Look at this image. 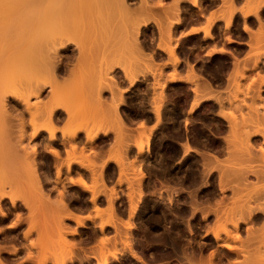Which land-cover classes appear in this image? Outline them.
Listing matches in <instances>:
<instances>
[{"label": "bare ground", "instance_id": "bare-ground-1", "mask_svg": "<svg viewBox=\"0 0 264 264\" xmlns=\"http://www.w3.org/2000/svg\"><path fill=\"white\" fill-rule=\"evenodd\" d=\"M133 1V0H132ZM132 1H130V2H132ZM136 2H138L137 0H135ZM149 1V0H148ZM152 1V0H151ZM150 1V2H151ZM173 1H176V0H173ZM179 1V0H178ZM177 1V2H178ZM184 1V0H183ZM187 0H185V2H186ZM191 3H189V6H190V4H191V6L192 7H194V9H199V5H201L200 4V1L201 0H189ZM216 1L217 0H215V2H214V0H210V5H212L211 4V2H213V3H216ZM219 1V0H218ZM222 2H223V0H221ZM237 2H238V0H236ZM244 1V0H243ZM242 0H241V2H243ZM246 1V0H245ZM245 1L243 2L244 3V5L243 4H241V6H240V2L239 3H237V4H239V7H241V8H236L237 7V5L235 4V0H228V3H230V4H228V6H227V11L225 10H223L224 8H226V7H223L222 5V7L221 8H219L220 6H217L216 5V8H218V10L219 11H217V12H219V13H217V14H215L214 12L213 13H209V15H208V12H205V10L203 11L204 13H206L207 14V16H206V14L205 15H203V14H201L203 17L204 16H206L207 18H208V20L211 18V17H217L216 19H218L219 20V18L218 17H221V19L224 21V20H226L227 19V16H228V20H227V22L225 23H222L220 20V22L222 23V24H225V26H224V28H226V30L228 29V26H229V24H230V19H231V16L233 15V17H234V13H235V11H236V13L235 14H237L238 12H240L239 14H240V18L242 19V25H241V28H242V31L243 30H246L247 31V36L249 37V39L247 38V42H248V48H249V50H250V53H248V51L249 50H247V52L246 53H248L249 55H250V57H249V55L248 54H246V56H248V57H246V56H244V57H246V59L248 58V61H249V59H250V63H251V61H252V63L250 64V66H252V67H250L251 69L250 70H252L253 71V69H254V75H252L253 77V80L251 81V82H254V80L256 79H254V76H256V73H257V70H258V73H259V71H260V64H261V66H263L264 67V0H248V1H246V3H245ZM129 1H127V0H0V222H5V220L9 217L10 219H12L10 216L12 215L13 216V214H14V221L11 223V225H8V227H7V225H5L6 226V228H8V231H10V232H12L13 234H11L10 232V234L12 235V239L14 240V246L12 245V244H9V241L8 240H6V242H7V244L8 245H12V246H8L7 244H5V241H4V244L3 243H0V264H7V263H4V262H6V261H4V260H6V259H8L9 261L10 260H12L13 261V259L16 257V259H17V256L19 257V259H20V257H21V255H22V253H21V255L19 254L20 253V251L22 250V248L23 249H27V251L29 252V253H31V254H33V251L34 250H31V248L32 249H34V248H36V247H34V246H37V245H35L36 244V241H37V243H38V240H41V242H43V245L44 246H46V248H48V249H51L50 250V252H49V256H48V258L49 257H53V258H49L48 260H47V255H44L43 253V251H42V244L39 242V244H41L40 245V247H38L37 246V249H38V252H40L39 250H40V248H41V251H42V253H41V256H42V254H43V256H44V258L42 257H40V260L42 261H40L37 257H39L40 255L38 254L37 256L36 255H34L33 254V256H35V257H33L34 259L35 258H37L38 260H39V262L37 263L36 261V263H33V264H43L44 262L43 261H53V262H51V264H83V263H89L90 264V262L89 261H91V258H90V253H89V251H90V249L88 248V243H91V241H92V243L93 242H95L96 240H97V243H104L105 244V242H107V240L109 241L111 238H112V236L110 235L109 237H110V239H106L107 237H108V235H107V233L104 235L103 233H102V231H103V229H104V231H105V229L107 230L108 229V227H109V232L111 231V230H113L114 232L116 231V229L118 230V229H120V226L121 225H123V223H124V225H123V227L121 226V229L122 230H118L119 232V234H121L120 236L122 237V238H120V236H119V234L118 233H114V236H115V234H118V237H117V240H118V246L120 245V248L122 247L123 249H122V251L123 252H125L126 250L127 251H129L131 254L130 255H128V254H126V252H125V254L124 253H122L121 252V250H119V255L121 254V256H118L117 255V258H121V257H123V256H126L125 258H126V260H128L127 259V257H129V256H133L134 255V253H135V248H133L132 246H134L133 245V243L131 242V240L133 239H136L135 237L134 238H132V237H130V239L131 240H128V237H126V236H130L129 234H127V233H125V235L123 236V232H126V231H124L125 229L127 230V228H128V232H129V228H131L130 226H132V225H130V223H133V220H132V222H129V217L130 218H132L131 216H132V212H135L136 211V213H137V210L135 209V211H133V208H134V206L137 204H139V202H141V201H135L134 199H133V197H136V199H138L139 197L138 196H140V198H142V196H141V192L143 191V187L142 188H140L139 186H141L140 185V181H139V183L137 182L139 179L138 178H141L140 180L142 181V177L143 176H145L146 174H144L142 171L144 170H146V172L147 171H149V170H147V169H149L150 168V163H148L147 165H148V167L149 168H147V169H145L144 167L146 166H144L143 165V170H140V166H142V163L140 164V161H138V160H140L141 159V157H140V159H138V157H137V160L135 159V164L132 162V160H134V156L132 157V160L131 159H128L129 160V162H128V160L127 161H125L124 163H126L127 162V165H123L122 164V161H124V158L125 159H127L128 158V156L129 155H135L133 152L135 151V148L134 149H132V151H130V150H128L129 148H127L128 147V145L127 146H125L126 148H127V152L129 153V151L131 152V153H133V154H127L126 156H127V158L126 157H120V155H119V153H121L122 155L121 156H125V151H126V148H125V151H124V148H122V147H124V146H122V144L123 145H126L125 143H123V141L124 140H126V138H124L123 136H121V135H124V133H126V134H128V133H130L129 131H131L130 130V128H128L129 130H127L126 129V124L128 125V127H129V125H131L130 124V122L129 123H127L126 121L127 120H132L133 121V119H134V117H135V114L133 113L132 115H134V117H130L129 115H128V113H126V114H122L121 112H120V110H118L117 109V105H118V103H120V105L121 104H123V102H125V100H124V97L123 96H125V94H123L122 93V91H124V88L123 87H121L120 86V84H119V82H118V84L117 85H119V87L118 88H115L116 86L115 85H113V86H110V84L112 83H110V82H107V81H109V79H112L113 81L115 80V81H118L119 79L118 78H116V75L114 76V75H111L112 73H117V74H120V72L124 75V77H125V80H129L127 83H128V86L129 85H131L132 86V88H134V86H135V84L137 85V81H136V83H134L135 82V76L134 75H132V73L134 74V72H131V71H136V69H137V71L139 70V73H140V70L142 71V64L143 63H147V62H149V60H146L145 59V61H147V62H144V59L143 58H141V55H140V57L139 58H141V59H139L140 61H142L143 60V63L142 64H140L139 63V61H138V59H137V57L139 56V53L140 54H142L141 52H143V54L142 55H144V50H142L141 51V49H139L138 47H140V46H138V44L139 45H141L137 40H141V38L142 39H144L145 40V37H147L145 34H144V30L142 29V28H138L139 27V24H140V21H141V24L144 26L145 24H144V20H148L147 18L149 17V15L148 14H150L151 12H152V10L149 12L148 10H150V7H152V5H154V3H155V1H152L153 2V4L150 6L149 4H148V8H147V3H149V2H147L146 0H141L138 4H136L137 6H139L138 7V9L136 8L137 6H135L133 9H131V7L129 8V10L131 9V11L130 12H128L129 10H128V8H127V4L129 5V3H130ZM134 2V1H133ZM132 2V3H133ZM143 4H142V3ZM156 2H162L161 0L160 1H156ZM177 2H173V4H175V5H173L172 4V7L171 6H167V8L166 9H168V12L166 11V9H165V12L164 13H168L167 15H169V16H171V18L172 19H174L175 18V16L178 18L176 21H175V19H174V22H175V25H179V24H183V22L185 23V21H184V19H185V17L183 16L184 14H182L183 12V10L180 12L181 14H180V16H179V14H175V13H178L179 12V7L178 6H176L177 5ZM188 2V1H187ZM204 2H205V4L207 3L206 2V0L205 1H203V4H204ZM221 2V3H222ZM131 3V5H133ZM135 3V2H134ZM141 3V4H140ZM159 3H155V4H159ZM184 3V2H183ZM186 4V3H185ZM204 4V5H205ZM245 4H246V7L245 8H243L242 6H245ZM135 5V4H134ZM207 5H209V4H207ZM215 5V4H214ZM235 5H236V7H235ZM146 6V8H143V7H145ZM156 6V5H155ZM160 6H162L161 5V3H160ZM188 5H186L185 7H186V9H187V7H189ZM226 6V5H225ZM230 6V7H229ZM133 7V6H132ZM162 7H164V6H162ZM175 7V8H174ZM177 7H178V9H177ZM195 7H197V8H195ZM202 6H200V8H201ZM204 7V6H203ZM202 7V8H203ZM141 8H143L144 10H141V13L140 12H138V11H140V9ZM159 8V7H158ZM173 8V9H172ZM201 8V9H202ZM216 8H214L213 10H215ZM152 9V8H151ZM155 9H156V7H155ZM163 8H161V10H162ZM174 9H175V13H174ZM189 9V8H188ZM187 9V10H188ZM191 9V8H190ZM193 9V8H192ZM193 9V10H194ZM205 9H206V6H205ZM128 10V11H127ZM132 10H134V12H132ZM154 10V9H153ZM161 10H160V12H161ZM172 11V13H171V11ZM176 10H178V12H176ZM196 10H194V11H196ZM200 10V9H199ZM198 10V11H199ZM203 10V9H202ZM220 10H223V11H221L220 12ZM137 11V12H136ZM142 11H145V12H142ZM148 11V12H147ZM170 11V12H169ZM189 11H191L192 13L194 12V11H192V10H189ZM197 11V13H199L200 14V12H198ZM238 11V12H237ZM163 12V11H162ZM131 14V15H134V18H132L131 16H130V18L128 19L127 17H125L127 14ZM136 13V14H135ZM140 13V14H139ZM145 14V16H144V14ZM157 13V12H156ZM186 13V12H185ZM191 13V14H192ZM226 13V14H225ZM152 14H153V12H152ZM162 14V13H161ZM160 14V15H161ZM172 14V15H171ZM190 13H188L187 12V14H185V15H188V16H186V17H189V16H192V17H194V13L191 15H189ZM196 14V13H195ZM215 14V16H213V15ZM225 17H222V15ZM225 14V15H224ZM239 14H237V16L239 15ZM146 15H148V17L146 16ZM155 14H153V16H154ZM175 15V16H174ZM178 15V16H177ZM217 15H221V16H217ZM128 16V15H127ZM150 16H151V18H153V16L150 14ZM197 16V14L195 15V17ZM210 18H209V17ZM136 17V18H135ZM139 17V18H138ZM154 17H156V16H154ZM191 17V19H195V18H192ZM201 17V16H200ZM200 17H197L198 18V21L200 20L199 18ZM236 17V16H235ZM132 18V19H131ZM150 18V19H151ZM169 18L170 17H168V21L169 22H171V20H169ZM224 18V19H223ZM237 18V17H236ZM126 19V20H125ZM135 19V20H134ZM144 19V20H143ZM157 19H159V17L157 18ZM160 19H163L162 17L160 18ZM167 19V17L163 20V21H165ZM187 19V18H186ZM189 20H190V17L188 18ZM186 20V23H189V20ZM201 19H203V18H201ZM239 19V18H238ZM241 19H239V20H241ZM129 20V21H128ZM130 20H132V21H130ZM134 20V21H133ZM140 20V21H139ZM152 20V19H151ZM153 20H155V18H153ZM195 20H197V19H195ZM205 19H203L202 21H204ZM236 20V19H235ZM238 20V22H240ZM127 21L129 22L128 24H127ZM139 21V22H138ZM144 21V22H143ZM158 21V24H160L161 22L159 21V20H156V22ZM167 21V20H166ZM166 21H165V23H166ZM193 21V20H192ZM207 21V20H206ZM205 21V22H206ZM213 21H214V19L212 18V20L210 19V21H207V22H209V25H208V23L206 24L205 22V24L208 26H206L205 28H203L204 26H202L201 27V25H199V29H201L202 30V34H204L203 36L206 38H210V36L212 37V35H211V33H209L208 31V28L210 27V25L213 23ZM237 21V20H236ZM131 22V23H130ZM134 22V23H133ZM154 22V21H153ZM160 22V23H159ZM169 22H167V24H163V25H165V27L164 26H160V25H158V28H160V27H163L164 28V33L167 31L168 32V34H169V26H171L170 24L171 23H173V21L170 23V24H168ZM196 22V21H195ZM194 22V23H195ZM200 23H201V21H199ZM212 22V23H211ZM125 23L128 25L127 27H125L126 25H125ZM133 23V24H132ZM146 23V22H145ZM155 23V22H154ZM163 23V22H162ZM193 23V24H194ZM204 23H203V25H204ZM236 23V22H235ZM199 24V23H198ZM234 24V23H233ZM255 24H256V26H258L257 28H256V26H255ZM123 25H125V26H123ZM129 25H132V26H129ZM138 26V27H136V26ZM175 25H173V26H175ZM185 25V24H184ZM216 25V24H215ZM218 25V24H217ZM166 26H168V27H166ZM180 26V25H179ZM183 26V25H182ZM187 26V25H186ZM192 26V25H191ZM196 26V25H195ZM195 26H192V28L194 29V27ZM219 26V25H218ZM255 26V27H254ZM145 27V26H144ZM143 27V28H144ZM190 27V26H189ZM188 27V29H187V31L191 28H189ZM233 27V26H232ZM239 27V26H238ZM127 28H128V30H129V35H128V33L126 32L127 31ZM129 28H134V29H129ZM146 28V27H145ZM186 28V27H185ZM196 28V27H195ZM219 28V27H218ZM223 28V27H222ZM223 28V29H224ZM254 28H256V30H254ZM124 29H126V30H124ZM180 29V28H179ZM178 29V30H179ZM184 29V28H183ZM182 29V30H183ZM193 29H190V31L192 30V32H193ZM209 29H211V28H209ZM230 29V28H229ZM229 29L227 30V33H229L228 31H229ZM236 29V28H235ZM175 30V29H174ZM181 30V29H180ZM185 30V29H184ZM183 30V31H184ZM195 31H196V29H194ZM205 32H204V31ZM213 30V29H212ZM219 30H220V28H219ZM218 30V31H219ZM231 30V29H230ZM158 31V30H157ZM186 31V30H185ZM190 31H188L187 33H189ZM245 31V32H246ZM125 32L127 33V34H125ZM132 34H131V33ZM163 31H159V33H162ZM167 32H166V36L165 37H168L166 40L168 41V43L169 44H167V45H165V43H163V44H161L160 45V43H162L163 41H161L160 43L158 42V43H156V46H157V48L158 47H160L159 49H161V50H163V51H165V53L166 54H168L167 55V57L169 56L170 57V59H168L167 57H166V59L169 61L170 60V62H168V64H170V66H172V65H175V64H177V63H179L180 61H179V59H178V56H176V53H174V45H172V44H175L176 42L174 41L175 39L177 40V38H173V41H174V43H171L170 44V40L169 39H172L171 37H170V35L171 36H175V35H172V34H167ZM171 32H174V31H171L170 30V33ZM179 32V31H178ZM215 32V31H214ZM244 32V33H245ZM184 33V32H183ZM183 33H182V35H183ZM186 33V34H187ZM199 33V32H198ZM201 33V32H200ZM199 33V34H200ZM223 33V32H222ZM234 33V32H233ZM148 34V33H147ZM185 34V33H184ZM195 34V33H194ZM201 34V35H202ZM215 34V33H214ZM224 34V33H223ZM239 34V33H238ZM249 34V35H248ZM143 35H145V37L143 36ZM158 35H161V34H158ZM191 35V34H190ZM196 35V34H195ZM234 35H236V34H234ZM143 36V37H142ZM164 35H162V37H163ZM202 36V37H203ZM233 36V35H232ZM240 36V35H239ZM246 36V37H247ZM192 37V36H191ZM215 37V36H214ZM223 37H226V38H229L230 36H226V34H225V36H223L222 35V38ZM245 37V38H246ZM126 38H128L127 40H126ZM131 40H130V39ZM183 38V37H182ZM199 38V37H198ZM221 38V39H222ZM226 38H224V39H226ZM241 38V37H240ZM244 38V39H245ZM160 38H158V41H160L159 40ZM179 39V38H178ZM184 39V38H183ZM193 39V38H192ZM191 39V40H192ZM200 39V38H199ZM202 39H204V38H202ZM185 40V39H184ZM190 40V41H191ZM195 40V39H194ZM198 40V39H197ZM201 40V39H200ZM206 40V39H205ZM217 40H218V38H217ZM217 40H214V41H217ZM230 40V39H229ZM242 40V39H241ZM123 41V42H122ZM129 41V42H128ZM131 41V42H130ZM166 41V42H167ZM170 41V42H169ZM172 41V42H173ZM180 41V40H179ZM196 41V40H195ZM199 41V40H198ZM219 41H221V40H219ZM226 41L228 42V40L226 39ZM231 41H232V39H231ZM239 41V40H238ZM141 42V41H140ZM143 42V41H142ZM141 42V43H142ZM213 42V41H212ZM246 42V43H247ZM179 43V42H178ZM193 43H194V41H193ZM201 42H199V44H200ZM215 43V42H214ZM222 43V42H221ZM225 43V42H224ZM223 43V44H224ZM126 44V45H125ZM144 44V45H143ZM143 44L141 45V46H144V47H146L145 46V43L143 42ZM158 44V45H157ZM180 44H181V42H180ZM180 44H176L177 46H179ZM190 44H191V42H190ZM199 44H198V46H199ZM194 45L196 46L197 45V42H196V44L194 43ZM225 45V44H224ZM227 45V44H226ZM259 45H260V47H259ZM127 46V47H126ZM156 46H154V47H156ZM183 46V45H182ZM187 46V45H186ZM185 46V47H186ZM197 46V47H198ZM200 46H202V45H200ZM213 46V45H212ZM214 46H217V45H214ZM220 47H218L217 49H208V48H205V49H208L209 50V54L212 52V50H218V49H221L222 51H223V49H222V46L221 45H219ZM126 47V48H125ZM129 47H130V49H129ZM135 47V48H134ZM189 47V46H188ZM191 47H192V45H191ZM194 47V46H193ZM205 47V46H204ZM141 48V47H140ZM143 48V47H142ZM148 48H149V46H148ZM152 48H153V46H152ZM177 48V47H176ZM184 48V47H183ZM194 48H196V47H194ZM215 48V47H214ZM226 48V47H225ZM257 48H259L258 50H257ZM128 49V53L129 54H126L127 53V51H126V56L123 54L124 52H125V50H127ZM132 49V50H131ZM144 49V48H143ZM177 49H179V47L177 48ZM197 49H199V47L197 48ZM242 49V48H241ZM247 49V48H246ZM261 49V50H260ZM137 50V51H136ZM141 52H140V51ZM157 50V49H156ZM182 50V49H181ZM181 50H180V52H181ZM194 50V49H193ZM200 50V49H199ZM238 50H239V48H238ZM237 50V51H238ZM261 51L260 53H261V56L260 55H258L259 54V52L258 51ZM135 51H136V53L138 54H136L135 56H134V54H135ZM188 51V50H187ZM220 51V50H219ZM228 51V50H227ZM227 51H225V53L227 52ZM230 51V50H229ZM228 51V52H229ZM233 51V50H232ZM241 51V50H240ZM139 52V53H138ZM149 52V51H148ZM153 52V51H152ZM157 52H159V51H157ZM175 52H177V51H175ZM196 52H198V51H196ZM205 53H208L207 52V50L206 51H204ZM239 52V51H238ZM245 52V51H244ZM243 52V53H244ZM251 52H252V55H251ZM154 53V52H153ZM177 53H179V52H177ZM220 53V52H219ZM223 53V52H222ZM155 54V53H154ZM157 54V53H156ZM155 54V55H156ZM158 54H160V53H158ZM163 54V53H162ZM187 54V53H186ZM186 54H184L185 56H186ZM200 54V53H199ZM199 54H198V56H199ZM203 54V53H202ZM226 54H228V53H226ZM231 54V53H230ZM234 54V53H233ZM123 55H124V58H122L123 57ZM148 55V54H147ZM192 55V54H191ZM195 55H196V53H195ZM207 55V54H206ZM229 55V54H228ZM232 55V54H231ZM237 55V54H236ZM245 55V54H244ZM137 56V57H136ZM149 56V55H148ZM182 56V55H181ZM197 56V57H198ZM202 56V55H201ZM209 56V55H208ZM223 56V55H222ZM225 56V55H224ZM233 56V55H232ZM238 56V55H237ZM252 56V57H251ZM259 56V57H258ZM147 57V56H146ZM190 57V56H189ZM191 57H195V56H191ZM200 57V56H199ZM198 57V58H199ZM219 57V56H218ZM228 57H230V55L228 56ZM145 58V57H144ZM215 58H216V56H215ZM225 58V57H224ZM231 58V57H230ZM233 58V57H232ZM149 59V58H148ZM150 59H152V57H150ZM158 59V58H157ZM165 59V61H167ZM186 59V58H185ZM184 59V60H185ZM196 59V58H195ZM194 59V60H195ZM200 59H202V58H200ZM219 59V58H218ZM235 59H236V57H235ZM235 59H234V63H235ZM238 59V58H237ZM246 59H244L243 58V60H246ZM74 60V61H73ZM75 60H77L79 63H80V65H78L77 63L76 64H74L75 62H77V61H75ZM153 60V59H152ZM152 60H150V61H152ZM181 60V59H180ZM187 60V59H186ZM185 60V61H186ZM190 60V59H189ZM193 60V59H192ZM193 60V61H194ZM197 60V59H196ZM209 60H210V58H209ZM220 60V59H219ZM222 60H224V59H222ZM240 60V59H239ZM71 61H73L74 63H72ZM155 60H153V62H154ZM183 61V60H182ZM217 61V60H216ZM227 61V60H226ZM247 61V62H248ZM187 62V61H186ZM190 62V61H189ZM201 62H202V60H201ZM222 62V61H221ZM221 62H219V63H221ZM238 61H236V63H237ZM81 63H83V64H81ZM149 63H152V62H149ZM167 63V62H166ZM165 63V64H166ZM193 63V62H192ZM205 63V62H204ZM214 63H216V62H214ZM218 63V62H217ZM224 63V62H223ZM230 63V62H229ZM228 63V64H229ZM232 63V62H231ZM230 63V64H231ZM235 63V64H236ZM240 64H241V62H239ZM238 63V64H239ZM244 63H245V61H244ZM148 64V63H147ZM153 64V63H152ZM159 64V63H158ZM172 64V65H171ZM72 65V66H71ZM73 65H76L74 68L76 69L77 68V70H75L76 72H73ZM140 65H141V69H140ZM149 65V64H148ZM148 65H146V64H144V68L143 69H146L147 67H148ZM155 65H156V63H155ZM154 65V66H155ZM160 65V64H159ZM167 65V64H166ZM181 65V64H180ZM200 65V64H199ZM212 65V64H211ZM219 65V64H218ZM223 65V64H222ZM222 65L220 66V67H222ZM237 65V64H236ZM77 66H79V67H77ZM147 66V67H146ZM153 66V67H154ZM168 66V65H167ZM186 66H187V68H189L188 69V73H191V71L189 72V70H191L193 67L191 66V64H190V66L189 65H187L186 64ZM186 66H184V68L186 67ZM198 66V65H197ZM201 66V65H200ZM224 66V65H223ZM229 66V65H228ZM239 66V65H238ZM146 67V68H145ZM173 67V66H172ZM178 67H180V66H178ZM176 68L175 66H174V68H176L177 69V71L179 70L180 71V69H181V67L180 68ZM192 67V68H191ZM207 67H209V66H207ZM219 67V66H218ZM227 67V66H226ZM231 67V66H230ZM233 67V66H232ZM231 67V68H232ZM149 68V67H148ZM147 68V70H149ZM164 68V67H163ZM162 68V69H163ZM183 68V67H182ZM210 68H211V66H210ZM213 68V67H212ZM211 68V69H212ZM229 68V67H228ZM227 68V72H228V69ZM238 68V67H237ZM236 67H235V70L237 69ZM253 68V69H252ZM258 68H260V69H258ZM151 69V68H150ZM158 69V68H157ZM159 69H161V68H159ZM173 69V68H172ZM196 69V68H195ZM233 69V68H232ZM264 69V68H263ZM263 69H261V70H263ZM183 70V69H182ZM181 70V71H182ZM214 70H216V67H215V69ZM218 70V69H217ZM222 70V69H221ZM224 70V69H223ZM231 70V69H230ZM247 70H249V69H247ZM146 71V70H145ZM150 71V70H149ZM148 71V72H149ZM170 71H171V69H170ZM172 71H174L173 73L171 72V74H170V77H163L164 79L161 81V77L164 75V74H160V72L157 74L158 76H156L157 77V79L160 77L161 79H160V81L161 82H159L158 83V85H159V87H157L158 85H157V79L155 80L156 81V84L155 85H153L154 87H155V89H160V91L157 89V90H155V89H153V88H151V89H153V90H155V93H157V94H152V92H149V91H147V89L146 88H148V87H146L145 89H143V91L145 90V91H147L148 93H150V96H148L149 97V101L151 102H148V99H147V102H148V104H151L150 106H146V107H150V109H149V115L146 117V116H144V115H146V113L145 114H143V119H144V117H146L145 119H148V121L150 120H152V119H154V120H152V121H154L152 124L154 125V124H159V126H157V127H161V126H164L165 127V129L166 128H168L169 130H164V129H162V128H160V129H162V130H164V131H160V130H158L157 128V130L155 131V130H153L154 132H156V134L157 133H159V131H160V133H164L163 135L165 136V139H164V141L166 142V145L164 144V147L166 146V147H168V154L169 155H167V156H165V157H167L168 158V156H169V158H171V159H176V157H175V155H177V160L175 161V163H173V162H171V163H169V164H171V165H169V166H171V168H172V166L174 167L175 165L174 164H176V165H180V169L181 168H187V164H188V168H189V170L190 169H192L193 168V170L194 171H197V169L196 168H199V173H200V168L201 169H203L205 172H203V170H201L202 172L201 173H204V175L205 174H207V172H206V170L207 169H209L210 170V168L212 167V170H214L213 169V166H215L216 168H219L218 170H220V172L222 173H219L220 174V176L218 175L217 177H218V181H222L223 179H224V177H226V179H224V181L226 180L227 181V177H229L230 178V183H231V186H230V184L228 185V183L226 184L224 181H222L221 183L220 182H217V183H219V184H221V185H219V184H217L216 186H217V188L219 187L220 188V190H217L219 193L220 192H222L223 191V189H225L224 188V185H228L227 186V188L229 187L230 188V193L229 194H231V195H228L229 197L231 196V198L228 200V198H226V201L228 200V202H223L222 201V199H221V201L223 202V203H225L224 205H222L223 203L221 202H219V204L220 205H222V207L224 208V209H222V211L223 212H227V216L229 215V217H228V219L226 220V218H225V223L223 222L224 220H222V219H224L223 218V216L222 215H220V216H218V215H216L217 213H220L219 211H217V210H219V208L217 207V206H220V205H215L216 206V210L213 208V209H211V207H213L214 205H212V204H218V202H214V201H216V200H220V198L221 197H219V196H217V198H214V194H216V192H215V189L213 190V189H211L210 191H209V189H207L209 192H212V191H214L213 193L214 194H210L209 192V194L210 195H213L212 197L214 198L213 200L214 201H212L211 203V205L212 206H210V204H209V201L207 202V199H205V198H207V197H203L202 195V197L204 198V199H202L201 197H198V199L199 198H201L202 200H204V201H206L207 203H205V202H203L202 201V203H204L203 204V208H204V205L206 206V204L207 205H209V207L207 206V208H206V210H214V212H216V214L214 215V212H212L211 210L209 211V213L210 212H212L213 213V220L211 219V217H209L211 220H212V222L213 221H215L218 217L219 218H221L222 217V222H219L220 221V219H219V221L217 222L218 224H216V227H214L213 229H211L212 228V225L214 224H212V222H211V220L210 219H208V221H209V223H210V225L211 226H209V225H207L206 226V224L204 225V226H206V228H208V227H210V228H208V229H204V227L202 228V230L204 229L205 230V234H206V232L207 233H209V231L211 230V236H212V238H213V241H212V238H209V241L210 242H212L211 244H213L215 247H214V249H210L211 251H209V253H207L208 255H206V257L205 256H203L202 254H204L203 252H202V257L201 256H199V257H197V255H199V254H197L196 255V253H195V255L193 254V252L195 251L196 252V249L194 248V249H191L190 251L188 250L187 252H190L191 253V251H193L192 252V254L194 255V257H192L191 256V254L190 253H187L188 255L187 256H189L192 260H193V262H196V260H197V262H199L200 260H198V259H201V261H200V264H264V103H263V100L264 99H261V98H264L263 96V94H261V96L258 94L259 92H260V90L259 89H261L262 91L264 90V74H263V76L260 74V78L258 79L257 78V81L259 80H262V81H260L261 82V87H260V84H259V87L257 86V81H255L254 83H255V85L253 84L252 86H253V89L255 88H257L256 90L257 91H253L252 89V91H251V95H250V99H252L253 98V100H251L250 101V103H246V104H249V106L251 107V109L252 110H254V111H250L251 109L250 108H248V106L247 105H245V103L244 102H242V103H244V104H242V103H240V101L242 100V101H244V99H246V98H242V99H240L239 100V95H236V94H238V90H240V88L238 89V86H239V84L238 83H240V82H238L237 84H236V86H237V89L235 88V91H234V93H232L231 95H233V96H237V97H234L233 98V96H231V98H227V93H228V91H227V95H226V98L229 100V99H231V100H227L226 98H225V101H224V99H223V97H225V95L222 97V96H220V95H222V93L220 92V95H218L217 97L218 98H216V95L217 94H219V91H215L216 93H214V91H212V89L213 90H216L217 88H212V87H214V86H212V85H209V87L210 86H212L211 87V90H210V88L208 87V86H205V88L203 87V83H206L205 81H204V77L202 76V74H200V76L199 77H201V81H203V83L200 81V79H196V78H198V75L199 74H197V73H194L196 70H194L193 71V69H192V73L196 76V78H195V76L193 75V74H191V76L193 75V78L190 76V75H188L187 74V72H183L184 74V76H186L185 78H186V81H187V79L188 78H192V81L190 80V79H188V83H190L189 82V80L193 83H197L198 82V80L200 81V83H198V85L196 84V86H194V87H199V85L201 84V87H203V88H200L201 89V91H199L198 89L199 88H196V89H194V87H192V84H191V89H194V92H190L191 94L193 93H195L193 96L191 95V94H189L188 92V94H189V98H191V96H192V101H191V103L187 106L188 107V109H187V107H186V104H187V102L189 103V99L187 98V94H186V86H188L189 87V84H187V82H186V84L187 85H184V83H183V87L185 86V96L183 97L182 95L184 94H182V92L184 91L183 89H181V90H179L180 91V94H175V93H177L176 91H177V89H176V91H172L173 93H172V95L170 96L169 94V92H167L166 94V96H168L167 98H165V93H164V91H163V89H162V87H164V81L165 82H173V81H176V80H178V81H180V79H184V77H182V73L180 74V72H179V74H178V72H175V70H172ZM186 71V70H185ZM205 71V70H204ZM207 71V70H206ZM205 71V72H206ZM237 71V70H236ZM119 72V73H118ZM147 72V71H146ZM208 72V71H207ZM214 72V71H213ZM232 72V71H231ZM264 72V71H263ZM70 74V73H73V74H71V75H73L74 77H72L71 79H69V81L66 79L65 80V78H64V76H66L67 74ZM150 73H152V72H150ZM203 73V72H202ZM224 73H226V72H224ZM223 73V74H224ZM229 73V72H228ZM235 73V72H234ZM233 73V74H234ZM241 73V72H240ZM244 73V72H243ZM243 73H241L242 75V77L244 76L243 75ZM257 73V76L259 77V74ZM64 74H66V75H64ZM137 74V73H136ZM62 75H63V77H62ZM71 75H68L67 77H71ZM152 75V74H151ZM160 75H162V76H160ZM188 75V76H187ZM209 75V74H208ZM221 75V74H220ZM236 75V74H235ZM238 75V74H237ZM240 75V74H239ZM249 75V74H248ZM59 76H61L65 81V83L64 82H62L63 81V79H62V81L60 80V78H59ZM122 76V75H121ZM154 76V75H153ZM190 76V77H189ZM205 76V75H204ZM218 76V75H217ZM69 77V78H70ZM118 77V76H117ZM155 77V76H154ZM153 77V78H154ZM182 77V78H181ZM188 77V78H187ZM202 77H203V79H202ZM229 77V76H228ZM228 77H226V78H228ZM235 77L236 76H233V75H231L230 77H229V81H226L227 83H231L232 84V82L234 81H238V79L239 78H237V80H235ZM239 77V76H238ZM241 77V78H242ZM250 77V76H249ZM58 78H59V80L60 81H58ZM109 78V79H108ZM165 78H166V80H167V78H169L168 79V81H166L165 80ZM213 78V77H212ZM231 78H233L232 80L233 81H231ZM240 78V79H241ZM247 78V77H246ZM108 79V80H107ZM124 79V78H123ZM196 80V82H195V80ZM224 79V78H223ZM239 79V80H240ZM207 80V79H206ZM216 80V79H215ZM68 83H67V82ZM122 81V80H121ZM120 81V82H121ZM124 81V80H123ZM123 81L121 82V83H123ZM182 81H185V80H182ZM208 81H210V80H208ZM207 81V83L205 84V85H208L209 84V82ZM214 81V80H213ZM231 81V82H230ZM259 81H258V83H259ZM62 82V83H61ZM59 83H60V85H59ZM138 83H140V82H138ZM166 83V84H167ZM175 83V82H174ZM179 83V82H178ZM181 83V82H180ZM179 83V85L178 84H173V83H171L172 85H168L167 84V86H169V87H171V88H177L176 87V85H178L179 87V89H180V84ZM193 83V85H195ZM218 83V82H217ZM61 84H63L64 86H66V88H67V90H66V94H64L65 96H67L66 97V99H68V100H70V101H66V102H64L63 101V99H64V97L60 94V92L62 93V91H60L58 88H60V86H61V88L63 89L64 87L61 85ZM203 84V85H202ZM211 84V83H210ZM220 84V83H219ZM219 84H213V85H219ZM223 84V83H222ZM234 85V84H233ZM232 85V86H233ZM242 85V84H241ZM138 86V85H137ZM173 86V87H172ZM221 86V85H220ZM219 86V87H220ZM223 86H225V85H223ZM256 86V87H255ZM56 87H58V88H56ZM121 87V88H120ZM130 87V86H129ZM165 87H166V85H165ZM187 87V88H188ZM208 87V88H207ZM218 87V86H217ZM234 87V86H233ZM233 87H232V89H233ZM242 87V86H241ZM247 87H248V85H247ZM46 88H49V90L48 91H46ZM60 88V89H61ZM66 88H64V89H66ZM122 88H123V90H122ZM132 88H130V89H132ZM167 88V87H166ZM182 88V87H181ZM190 88V87H189ZM221 88L222 87H220V88H218V90H221ZM226 88V87H225ZM57 89L59 90V91H57ZM63 89V93L65 92V90ZM104 89H108L107 91L110 93V97H112V99L111 98H106V99H110V100H104L103 98H105V97H108L109 96V94H106V95H108V96H105L104 94H102V93H104V92H102ZM117 89H119V90H117ZM126 90H128L127 89V87L125 88ZM170 89V88H169ZM168 88H167V90H169ZM173 89V90H174ZM191 89H188V91H190ZM202 89L205 91H208V93L206 92H204V91H202ZM207 89H209V90H207ZM228 89V88H227ZM122 90V91H121ZM137 89H135L134 88V90H132L133 92L134 91H136ZM149 90V89H148ZM183 90V91H182ZM241 90H244V89H241ZM47 92V94H46V97H47V99L44 101L42 98H44V97H42L41 98V95L44 93V92ZM131 91V90H130ZM129 91V92H130ZM137 91H139V92H141V93H143L142 92V89L140 88V90H137ZM144 91V92H145ZM192 91V90H191ZM196 91H199V92H202V93H199L198 94V92H196ZM212 91V92H211ZM231 91H233V90H231ZM259 91V92H258ZM57 92V93H56ZM59 92V93H58ZM126 92V91H125ZM139 92H136V93H139ZM159 92V93H158ZM209 92H211V94L209 93ZM224 92H226L225 90H224ZM237 92V93H236ZM255 92V93H254ZM258 92V93H257ZM56 93V94H55ZM62 93V94H63ZM107 93V92H106ZM126 93H128V92H126ZM179 93V92H178ZM204 93L206 94L205 95V98L202 96V95H204ZM214 93V94H213ZM229 93H230V91H229ZM258 95H257V94ZM262 93H264V92H262ZM122 94H123V96H122ZM146 94V93H145ZM144 94V95H145ZM215 95V96H213V95ZM243 94V93H242ZM249 94V93H248ZM44 95V94H43ZM61 97H63V98H61ZM102 95H104L105 97H102ZM128 95V94H127ZM131 95H132V93H131ZM138 95V94H137ZM136 95V96H137ZM143 94L141 95V96H144ZM147 95V94H146ZM145 95V96H146ZM149 95V94H148ZM152 95H154V96H152ZM174 95L176 96V95H178V97H179V95H180V98H179V102H178V100H177V102L179 103V104H177L174 100H176L175 98H174ZM195 95H201V97L200 98H204V99H207V97L206 96H213V97H215V98H213V101L215 100V99H217L216 101H214V102H216L215 104H213V105H216V107H217V109L216 108H214V106L212 105V108L210 109L209 107H211L210 105L211 104H208L207 102H205L204 104H208V108L210 109V111H207L208 109L206 108L207 106H204L205 107V110L207 111V112H209L210 114H208V116L209 115H211V118H210V120L208 119L209 117L207 116V114H206V112H205V114H203L199 109H201L202 108V106L203 105H201V102H200V98L197 96H195ZM253 95L254 96H258V98L260 97V99H261V101L258 99V98H256V97H253ZM263 95V96H262ZM45 96V95H44ZM122 96V97H121ZM140 96V97H141ZM243 96V95H242ZM241 96V97H242ZM55 97H56V99L57 98H61L60 100H56L55 99ZM127 97V96H126ZM147 97V96H146ZM178 97H177V99H178ZM181 97H183V98H181ZM229 97H230V95H229ZM245 97H247V95L245 96ZM132 98V97H131ZM136 98V97H135ZM134 98V99H135ZM144 99H145V97H143ZM209 98V97H208ZM211 98V97H210ZM220 98V99H219ZM234 100H233V99ZM235 98H237V100H235ZM254 98H255V101H254ZM65 99V100H66ZM93 99V100H92ZM126 99V98H125ZM165 99V100H164ZM185 101H183V100ZM223 99V100H222ZM88 100H89V103H88ZM102 100H104V104L102 105ZM113 101V103H112V101ZM122 100H124V101H122ZM132 100V102H127L125 105L128 107L129 106V104L130 103H135V102H133V99H131ZM139 101V98L137 99L136 98V101ZM141 100H143L142 98H141ZM186 100H188V101H186ZM209 100V99H208ZM226 100H227V102H226ZM259 100V103H260V106H261V110H258L257 108V106L259 105V104H254V106L252 105V103L254 102V103H256L257 101ZM60 101V102H59ZM106 101H108L109 102V104L111 103V106H109L108 105V103H105ZM129 101H130V98H129ZM181 101H183V102H181ZM207 101V100H206ZM231 101V102H230ZM233 101H235V103H232ZM237 101V102H236ZM239 101V102H238ZM253 101V102H252ZM74 102V103H73ZM122 102V103H121ZM140 102H142V101H139V103ZM147 102H145V103H147ZM211 102V101H210ZM229 102V103H228ZM252 102V103H251ZM57 103V104H56ZM61 103V105H59ZM63 103H67V104H63ZM69 103V104H68ZM138 103V102H137ZM203 103V102H202ZM213 103V102H212ZM232 103V104H231ZM262 103V104H261ZM63 104V105H62ZM71 104V105H70ZM88 104H90L91 105V107L90 106H88ZM107 104V105H106ZM113 104V105H112ZM153 104V105H152ZM131 105V104H130ZM135 105V104H134ZM139 105V104H138ZM142 105V103L140 104V106ZM144 106H145V104H143ZM245 105L248 109H249V111H250V113H249V111H248V114L246 113L247 111H245V113L244 112H241V114H240V110L241 111H243V110H248V109H246L245 108V106L243 107V106ZM252 105V106H251ZM103 106H105L106 108H107V110L110 108L111 110H112V112H109L110 111V109H109V111L107 112V113H111L112 114V116L109 114V115H107V117L106 116H104V111H107V110H105L106 108L104 107V110H103ZM113 106V107H112ZM119 106V105H118ZM122 106V105H121ZM131 106H133V105H131ZM136 106V105H135ZM201 106V107H200ZM259 106V107H260ZM127 107H126V109H127ZM145 107V108H146ZM225 107V108H224ZM254 107V108H253ZM122 109H124L123 107H121ZM120 108V109H121ZM130 108V107H129ZM132 108L133 107H131V111H134V110H132ZM136 108H137V106H136ZM185 108L187 109V110H185ZM241 108H243V110L241 109ZM140 109L141 110H143V112L145 111V109L143 108L142 109V107H140ZM135 110H139V108L138 109H135ZM147 111H148V109H146ZM215 110H216V113H215ZM226 110V111H225ZM227 110H228V112H231L230 113V115H228V113H227ZM234 110H235V115H233L234 114ZM123 111V110H122ZM198 111H200V112H198ZM259 111V113H257V115H256V112H258ZM104 112V113H103ZM125 112V111H124ZM135 112H138V114H140V113H142V111L139 113V111H135ZM146 112V111H145ZM227 114V119L225 118V113ZM233 112V113H232ZM251 112H255V113H251ZM242 113H244V114H242ZM177 114H179L180 116H181V118L179 119V118H176L177 117ZM225 114V115H224ZM250 114V115H249ZM106 115V114H105ZM128 115V116H127ZM223 115V116H222ZM242 115L244 116V118H246L245 120H247V123L245 122V120H242ZM246 115H249L248 117H249V119H248V117L246 116ZM254 115V116H253ZM256 115V116H255ZM87 116H90V118L94 121V126H97V128L95 129V127L92 125L93 124V122L92 121H88L87 119H88V117ZM111 116V117H110ZM219 116H221V117H223V119L225 118L226 120L225 121H223V122H227L228 124H227V127L229 128V130H228V128L226 127V130H227V132H226V130H225V134H226V137L224 136H221V137H223V139L222 140H225L224 142L222 141V143H224V144H226V148L228 149V142H230L229 143V146L230 145H232V146H230V148L227 150L226 148V151H229V150H233V151H230V152H226L225 151V149H224V147L222 146V147H220V144H221V141H220V137L218 138L219 139V146H218V151L219 152H221V151H225L226 153H233V155L232 154H229V156H231V159L229 158V160H231V161H229L228 160V162H232V163H234V164H232L231 166H227V167H229V168H227L226 167V165L225 166H223L221 163L223 162L221 159H219L218 158V160L219 161H217V155L215 156V152L213 153V151H215V149H216V146H215V144H218V143H216L215 142V144L213 145V147L215 148V149H213L212 147V149H210V147L208 146V144H205L206 146H204V144H203V146H201L200 144H202L201 142H200V138H198V135L200 134V136H204L203 138H204V140H201L202 142H206V141H210L211 143V145H212V139H213V135H210L209 137H208V135L211 133V130L213 129V130H215L214 128H215V126L217 125L216 123H220L221 122V120H220V122H216V121H218L217 119H219V118H216V117H219ZM228 116H229V118H230V120H229V118H228ZM93 117V118H92ZM107 118L108 120L109 119H111L110 121L112 122V123H115V124H118V129L120 128V130L122 131V127H123V131L121 132L120 130H118V132H115V133H117V135L119 134L120 136H121V138L120 137H118V136H116V135H114V136H116L117 137V140H119V142L115 139V138H113V141L112 142H116L117 141V143L116 144H119L120 143V146H118L117 145V147H119V149L116 147L115 148V146L112 144V142L110 141V143H108V142H106L105 143V133H107V131L104 129V125H103V123L105 122L104 121V119L105 118ZM109 117V118H108ZM112 117H114V119H112ZM179 117V116H178ZM206 117H208V118H206ZM252 117H255L253 120H252ZM76 118L80 121V120H82V119H84V122H85V124H86V121L88 122V123H90L91 124V126H93V130L94 131H92V129H88V123L86 124V126H85V124L83 123V124H81L82 123V121L81 122H79L78 124L79 125H75V123H74V121H76V122H78L77 120H76ZM90 118H89V120H90ZM103 118V119H102ZM137 118V117H136ZM206 118V120L207 121H212L213 119H215L216 121V123H214V121L212 122V125L213 124H216V125H214V127L213 128H209V129H207L206 127H205V125H204V119ZM232 118V119H231ZM243 118V119H244ZM260 121L259 122V124L260 125H258V124H256V122H258V120ZM262 118V119H261ZM95 119V120H94ZM142 119V121H141V118L139 119L140 121H139V127H141L140 129H142V127L144 128L145 126H142V125H145L146 124V121H144ZM222 119V118H221ZM63 121L64 122V120H65V126L64 127H62V129L60 128V126H58V125H60V124H62V123H60L59 121ZM86 120V121H85ZM99 120H100V122H99ZM102 120V121H101ZM106 120V119H105ZM113 120V121H112ZM180 122V126H176V122H178V121ZM97 121V122H96ZM107 121V120H106ZM135 121H137V120H135ZM160 121V122H159ZM206 121V123L205 124H209L208 122ZM228 121H230V122H228ZM232 121H233V123H232ZM252 123H251V122ZM58 122L60 123V124H58ZM99 122V123H98ZM248 122H249V124H248ZM107 123V122H106ZM132 123V122H131ZM145 123V124H144ZM192 124L191 126H192V128H190V129H193V132H194V134L195 135H193L194 136V139H191L190 141H192V140H194V142L196 143V144H198L199 146H201L202 148H198L197 146V148L199 149V154L198 155H193L194 154V150L197 152L198 150H196L197 148H195L194 150H193V144L192 145H190L189 144V140H188V133H189V131H191V130H189V124ZM211 123V122H210ZM222 123V122H221ZM58 124V125H57ZM97 124V125H96ZM100 124H102V128H101V125ZM114 124V125H115ZM199 124H200V126H199ZM244 124H246V126L244 125ZM57 125V126H56ZM63 125V124H62ZM137 125V124H136ZM179 125V124H178ZM219 125V124H218ZM221 125V124H220ZM224 125V124H223ZM223 125L221 126V127H223ZM226 125V124H225ZM231 125H232V128H231ZM250 126V129L251 130H248L247 128ZM116 126L117 125H115V128H116ZM126 126V127H125ZM248 126V127H247ZM124 127H125V130H126V132H125V130H124ZM152 127H154L155 128V126H152ZM163 127V128H164ZM207 127H209V125L207 126ZM220 126L219 127H216V128H218L216 131H218L219 133H220V131H221V128ZM253 127V128H252ZM27 128H30V131H29V133L27 132ZM60 128V129H59ZM138 128V127H137ZM136 128V129H137ZM219 128H220V130H219ZM224 128V127H223ZM232 129V131H231V129ZM59 129V130H58ZM150 131L152 130L151 128L149 129ZM179 130V131H178ZM59 131V135L57 134V132ZM120 131V132H119ZM141 131H142V133H141ZM140 131V133H139V139L135 142V146L134 145H132V146H134V147H136V152H137V154L140 156V154L143 152V147H145L144 148V150H146L147 151V153H148V147H147V142H148V134L144 131V129H142ZM124 132V133H123ZM143 132H145V133H143ZM149 132V131H148ZM176 132H179V134L177 133V135H175L176 134ZM206 132H210L209 134L208 133H206ZM213 132V131H212ZM218 132H217V134H218ZM222 132V131H221ZM229 132H232V133H229ZM235 132V133H234ZM101 133V136L99 135ZM150 133V132H149ZM159 133V134H160ZM175 133V134H174ZM197 133H198V135H197ZM135 134H137V133H135ZM141 134H143V137H142V135ZM146 134V135H145ZM190 134V133H189ZM208 134V135H207ZM213 134V133H212ZM215 134H216V132H215ZM132 135H134V134H132ZM155 135V134H154ZM163 135H161L160 134V136H163ZM191 135V134H190ZM190 136V138L191 137H193V136ZM234 136V138H233V136ZM125 136V135H124ZM131 135H128L127 137H129V138H132V137H130ZM138 136V135H137ZM163 136V137H164ZM186 136V137H185ZM195 136H197L196 138H195ZM199 136V137H200ZM229 136V137H228ZM230 136H232L231 138H233V139H231L230 140ZM109 138H110V136H108ZM107 137V138H108ZM152 137H153V135H152ZM156 137H158V134H157V136ZM216 137H218V136H216ZM100 138V139H99ZM112 138V137H111ZM120 138V139H119ZM160 138H162V137H160ZM215 138V137H214ZM225 138V139H224ZM228 138V139H227ZM35 139H37V140H39V141H37L38 143L36 144V143H34V144H32L31 142L32 141H34ZM44 139H45V142H44ZM115 139V140H114ZM154 139H156V138H154ZM153 138H152V140H154ZM28 140H30V141H28ZM100 140V141H99ZM121 140V141H120ZM157 140H159V139H157ZM161 140H163V139H161ZM182 140H184V141H182ZM214 140V139H213ZM36 141V140H35ZM99 143H98V142ZM107 141H109V140H107ZM129 140H128V138H127V141L126 142H128ZM151 141V140H150ZM43 142V143H42ZM114 142V143H115ZM125 142V141H124ZM155 142V141H154ZM153 142V143H154ZM161 142V141H160ZM193 142V141H192ZM227 142V143H226ZM129 143V142H128ZM131 143V142H130ZM151 143V142H150ZM156 143V142H155ZM159 143V142H158ZM207 143V142H206ZM106 144H107V146L109 145V144H111V145H113V147L115 148L114 149V151L116 150V149H118V151L116 150V154L114 153V155L113 156H110V158L112 159H110L111 160V162L113 163V164H115V166L117 167V173H119V174H117V176H115L116 177V179L117 180H115V182L117 183H120L122 180H125L126 178H123L122 179V177H128L127 175H126V173H124V170L125 169H123L122 170V168H127V167H124V166H128V167H130L131 168V170H132V168H135L136 166H137V161H138V164H140V166L139 167H136V168H139V171H138V169L136 170V171H138V172H135L134 173V175L132 176L131 174V180H133L136 176L138 177V178H135L136 180H134L135 182H137V183H135L134 181H133V184H135L137 187H135V185L133 186L132 184H129V183H132V182H130L131 180H130V178L128 177L127 179H126V181H124V182H127L126 183V185L129 187H134V188H136V189H138V190H136L138 193H140V195L138 194V193H135L136 191L133 189L132 190V188H131V191H133L132 193H129V191H130V188L129 189H127V190H129V191H127L126 193H125V195H127V196H125V197H127V200L126 201H128V203L127 204H125V201H123V199L121 200V199H119V200H121V201H118V200H116L115 201V199L114 198H116V197H118L115 193H113V190L115 191L116 189L113 187V185L110 187L109 185L108 186H106V184H105V181H106V178L108 177V176H106V173H110V174H112L111 172H110V170L108 171V172H106V168L104 169V172H103V167L102 166H104L105 164H104V160H102V156H104V158H105V155L106 156H108V154H112V153H108L107 151L109 150V148H107L106 147ZM38 145H40L39 147L40 148H46V147H49L50 148V151L49 152H51V154H49L52 158V160L49 158V160H51V162H52V164H50V161L48 162L50 165H53V167L52 168H56L55 169V175L54 176H56L55 178L56 179H61V178H59L60 176V174H59V172L61 171H63V170H65V174L67 173V172H71V171H74L75 172V174H81V173H83V172H81V170H86L87 171V169H89L88 170V172L86 173V175L87 176H90L89 177V179H87L88 181H92V179H93V181H92V183H94V184H92V186H91V184H87L83 179H84V177L85 176H82V178H80L81 176L80 175H78V176H76V178H71V174H69L70 175V177H69V175H68V173L64 176V177H66L67 178V176H68V179L70 178V179H73L72 180V183H71V181L69 182L67 179L65 180V181H68V184L69 183H71V184H69L68 185V187L69 188H72V189H74L73 187H72V185L73 186H75L74 184H78V183H80V184H78L77 186L82 190H84V192L86 191L87 192V194H88V196L86 195V194H84V196L86 195L87 197V200H85V201H82V202H80L79 201V197L77 196V201L79 202H77L78 204H75L74 203V201H76L75 199V197H73L74 198V201H73V204H75L73 207L71 206V204H70V202H72V201H70V198L72 197H70V198H67V197H65V192H63L62 191V183L60 182V181H58V180H56L55 178V180L54 181H56V183H57V181H58V184H60V186H61V188L62 189H60V190H58L57 189V191H59L60 192V195L57 193L55 196H52L51 198H54V197H56L57 195H59V198H57L56 197V205L58 204V206L56 207L59 211H56V208H55V205H54V203L52 202V201H50L49 199H48V193L47 192H49V190H47V192L45 191V189L43 188V186H42V184L41 183H43L44 182V180H45V174H43V170H42V174H41V176L42 177H40V168H43V166L41 165V164H43V162L42 163H40L41 161H40V156H42L43 155V153H42V155L40 154V151L41 150H44L43 148L40 150V148L38 149ZM144 145V146H143ZM151 145H152V143H151ZM157 145H159L160 146V144H157ZM42 146V147H41ZM131 146V145H130ZM156 146V145H155ZM162 146V145H161ZM160 146V148H161V151H163V149H162V147ZM194 146H195V144H194ZM209 148H208V147ZM225 146V145H224ZM105 147H106V152H107V154H105L106 152H105ZM123 149V151L125 152H121L122 150H121V148ZM151 147H154V144H153V146H151ZM157 147V146H156ZM223 148L221 151L219 150L220 148ZM60 148L62 149V150H60ZM96 149V150H94V149ZM147 148V149H146ZM150 148V147H149ZM157 148H159V147H157ZM207 148L208 149H210V151L209 150H207ZM154 149H155V147H154ZM193 150L192 152H193V157L192 158H190L188 155H187V153H188V151L189 150ZM47 151H48V149H46ZM91 152H90V151ZM156 150V149H155ZM158 150V149H157ZM165 150V149H164ZM150 151V150H149ZM152 151H154L153 149H152ZM151 151V152H152ZM111 152H112V150H111ZM159 153H160V151H158ZM164 152V151H163ZM162 152V154L163 155H165L164 153L166 152V150H165V152L163 153ZM190 152V151H189ZM219 152H216L217 154H219ZM46 153H48V152H46ZM63 153V157L64 156H66V158L64 159V162H62L61 160H60V158H61V154ZM65 153V154H64ZM91 153V154H90ZM94 154V156H93V154ZM104 153V154H103ZM117 153H118V155H117ZM191 153V152H190ZM45 154V153H44ZM124 154V155H123ZM136 154V155H137ZM149 154V153H148ZM151 154V153H150ZM157 154V153H156ZM161 154V155H162ZM189 154V153H188ZM223 155L225 154V153H222ZM222 154L220 153L219 155H221L222 156ZM228 154L226 155V157L228 158ZM46 155V154H45ZM45 155H43L44 157H45ZM89 155H91L90 157H89ZM137 155V156H138ZM155 155V154H154ZM158 155H160V154H158ZM162 155V156H163ZM219 155H218V157H219ZM47 157H48V155H46ZM49 156V157H50ZM93 156V157H92ZM108 156V157H109ZM112 157H114V158H112ZM131 157V156H130ZM136 157V156H135ZM144 157H145V155H144ZM144 157L142 158V160L144 159ZM147 157V156H146ZM158 157V156H157ZM160 157V159L162 158L161 156H159ZM159 157H158V159H159ZM165 157H163L162 159L163 160H166L165 159ZM234 157V158H233ZM244 157H246L247 159H245ZM91 158H92V160H91ZM154 158V157H153ZM153 158H151V160L153 159ZM46 159H48V158H45V159H43V160H45L46 161ZM91 160L90 162H89V160ZM94 159H96V160H94ZM98 159H100V160H102V162L101 161H98ZM107 161L109 160V159H107V158H105ZM121 159H123V160H121ZM146 159V158H145ZM144 159V160H145ZM155 159V158H154ZM153 159V160H154ZM160 159H159V161H160ZM162 159H161V161H162ZM245 159V160H244ZM143 160V161H144ZM153 160H152V162H153ZM168 160V159H167ZM214 160H216V164L218 165V167L216 166V164L215 165H211L212 164V162L214 161ZM233 160H234V162H233ZM247 160V161H246ZM95 161V162H94ZM142 161V162H143ZM158 161V162H159ZM169 161V160H168ZM170 161H172V160H170ZM169 161V162H170ZM222 161V162H221ZM247 163H246V162ZM91 162H93L92 164H91ZM111 162H109V163H111ZM145 162H146V160H145ZM148 162V161H147ZM155 162H156V160H155ZM154 162V163H155ZM215 162V161H214ZM48 163H46V164H48ZM95 163H98L97 165L95 164ZM106 164H107V162H105ZM129 163V164H128ZM144 163V162H143ZM157 163V162H156ZM155 163V164H156ZM161 163H163V161L161 162ZM168 163V162H167ZM166 163V164H167ZM210 163V164H209ZM243 163L245 164H249V165H243ZM45 164V163H44ZM43 164V165H44ZM93 164H95V165H93ZM103 164V165H102ZM112 164V165H113ZM145 164V163H144ZM152 165H154L153 163H151ZM160 164V163H159ZM159 164L158 165H155V167L157 168L158 166H159ZM209 164V165H208ZM230 164V163H229ZM49 165V166H50ZM91 165H92V167H91ZM98 165H101V166H99V168H98ZM111 165V166H112ZM136 165V166H135ZM163 164H160V166L162 167V168H164V167H166L167 168V166H162ZM168 165V164H167ZM220 165V166H219ZM47 166V167H46ZM98 168H96V167ZM111 166L110 167H108V165L106 166V167H108V169L109 168H111ZM160 166H159V168H160ZM185 166V167H184ZM209 166H211V167H209ZM222 166L224 167V168H222ZM45 167H46V169L48 168V165H45ZM94 167V168H93ZM101 167V168H100ZM153 167V166H152ZM155 167H153V168H155ZM178 167V166H177ZM208 167V168H207ZM62 168H64L63 170H61ZM113 168V167H112ZM142 168V167H141ZM165 168V169H166ZM187 168V169H188ZM195 168V169H194ZM207 168V169H206ZM216 168H215V170H216ZM44 169V168H43ZM115 169L116 168H113L112 170H114L115 171ZM128 169V168H127ZM226 169H228V170H225ZM49 170H50V172H51V169L49 168ZM160 170V169H159ZM222 170V171H221ZM224 170V171H223ZM95 171V172H94ZM115 171V172H116ZM126 171H128V170H126ZM161 171H163V169L161 170ZM166 171V170H165ZM171 171H172V169H171ZM190 171H192V170H190ZM45 172H47V174H48V172L49 171H46L45 170ZM49 172V173H50ZM74 172L72 173L73 175L72 176H74ZM78 172V173H77ZM81 172V173H80ZM92 174H90V173ZM175 172V171H174ZM193 172V171H192ZM213 172V171H212ZM218 172V171H217ZM224 172H225V174H224ZM53 173V172H52ZM63 173V174H64ZM85 173V172H84ZM122 173H123V175H122ZM160 173H162V172H160ZM159 173V174H160ZM164 173V172H163ZM163 173H162V175H163ZM166 173V172H165ZM170 173V172H169ZM184 173V172H183ZM189 173V172H188ZM197 173V172H196ZM196 173L195 174H193V175H195L196 176ZM95 176H94V175ZM115 174V173H114ZM149 174V173H148ZM148 174H147V176H148ZM150 174H151V170H150ZM149 174V175H150ZM168 174V173H167ZM175 174H177V173H175ZM175 174L173 173V175L175 176ZM218 174V173H217ZM225 176H224V175ZM226 174H228V175H226ZM85 175V174H84ZM113 175V174H112ZM121 175H122V177H121ZM157 175V174H156ZM173 175H172V178H173ZM182 175V174H181ZM192 175V174H191ZM190 175V176H191ZM198 175V174H197ZM201 176V175H198V177L200 176V179L201 180H203V178L205 179V177L206 176ZM223 175V176H222ZM45 176V177H44ZM52 176V175H51ZM59 176V177H58ZM61 176H62V174H61ZM80 176V177H79ZM86 176V177H87ZM94 176V177H93ZM110 176V175H109ZM114 176V175H113ZM153 176V175H152ZM161 175H159V177H160ZM164 176V175H163ZM44 177V179H43V181L42 180H40V178H43ZM93 177V178H92ZM159 177H157L158 179H159ZM180 176L178 175V178H179ZM186 177V176H185ZM201 177H203V178H201ZM216 177V178H217ZM223 177V178H222ZM47 178V177H46ZM79 178V179H78ZM88 178V177H87ZM111 178H113V177H111ZM110 178V179H111ZM156 178V177H155ZM165 178V177H164ZM168 178V177H167ZM170 178V177H169ZM175 178V177H174ZM197 177H195V179H196ZM215 178V179H216ZM221 178H222V180H221ZM64 179V178H63ZM78 180V181H76V183L74 182L75 180ZM109 178H107V180H108ZM115 178H113V179H111V181H113ZM130 181H129V180ZM138 179V180H137ZM147 179H148V177H147ZM147 179H145V181L147 182V181H149V180H147ZM149 179H150V177H149ZM194 179V178H193ZM193 179H191L192 181H195V179L193 180ZM214 179V178H213ZM48 180V179H47ZM86 180V179H85ZM162 181V184H165L163 181H164V179L162 178L161 179ZM170 180H173V179H171L170 178ZM176 181H177V178L175 179ZM181 180H183L182 179V177L180 178V181ZM201 180H200V183H201ZM46 181V180H45ZM61 181H63L62 179H61ZM64 181V182H65ZM166 181V180H165ZM178 181H179V179H178ZM198 181H199V179H198ZM207 181V180H206ZM60 182V183H59ZM74 182V183H73ZM98 182V183H97ZM109 182V181H108ZM107 182V183H108ZM143 182V181H142ZM161 182H160V184H161ZM168 181H166V183H167ZM172 182V181H171ZM175 182V181H174ZM186 182V181H185ZM188 182H189V179H188ZM202 182H204V181H202ZM208 182V181H207ZM207 182H204V183H207ZM45 183V182H44ZM55 183V182H54ZM55 183V184H56ZM145 183V182H144ZM159 183V182H158ZM176 183V182H175ZM179 184L181 183V182H178ZM177 183V184H178ZM199 184V182H197V180H196V182H194V186H196L195 184ZM203 183V184H204ZM216 183V182H215ZM224 185H223V184ZM86 184V185H85ZM97 184V185H96ZM148 184V183H147ZM146 184V185H147ZM178 184V188L179 187H181V185H179ZM182 184H184V182L182 181ZM191 184V181H190V183L189 184H187V188L189 187L188 185H190ZM45 185V184H44ZM67 185V182H66V184H64L63 185V187H65ZM145 185V186H146ZM150 185V184H149ZM149 185H147V186H149ZM168 185V184H167ZM166 184H165V186L164 185H160V188L162 187L163 188V186H164V188L166 187H168ZM170 185H171V183H170ZM176 187L177 185L176 184H173L172 183V188H174V186ZM192 185V186H193ZM49 186V185H48ZM47 186V188L49 189V187ZM56 186V185H55ZM85 186V187H84ZM115 186V185H114ZM145 186H144V188H145ZM183 186H185V185H183ZM191 186V187H192ZM193 186V187H194ZM200 186V185H199ZM199 186H198V188H199ZM221 186L223 187V188H221ZM171 187V186H170ZM170 187H168L167 189L168 190H170ZM188 188V189H190V190H194L195 192H196V190L198 189H196L195 190V187L193 188ZM200 187H202V183H201V186ZM213 187V186H212ZM58 188H59V186H58ZM66 188H67V186H66ZM114 188V189H113ZM120 188V187H119ZM125 188H126V186H125ZM156 188V187H155ZM159 188V189H160ZM161 188V189H162ZM163 188V189H164ZM165 188V189H166ZM177 188V189H178ZM186 188V189H187ZM214 188V187H213ZM51 190H52V188H50ZM68 189V188H67ZM79 189V190H80ZM86 189V190H85ZM140 189H142V190H140ZM159 189H158V191H159ZM164 189V190H165ZM165 190V192H163L162 194H164V193H166L165 194V196H166V198L167 199H169L168 201H166V204H165V206L167 205V207H168V204H167V202H169L171 199L172 200H174V201H176L177 199H173V198H169V197H173L174 195H168V197H167V194L170 192H168V190ZM175 189V188H174ZM174 189L172 190V191H174ZM180 189V188H179ZM50 190V191H51ZM64 190V189H63ZM71 190V189H70ZM75 190H77V189H74V191ZM79 190H78V192L77 193H79ZM120 190H121V188H120ZM153 190H155V189H153L152 188V191ZM156 190H157V188H156ZM182 190V189H181ZM180 190V191H181ZM189 190V191H190ZM207 190H205V191H207ZM65 191H69V190H66L65 189ZM73 191V190H72ZM71 191V192H72ZM141 191V192H140ZM148 189L145 191V192H147L148 193ZM177 190H175V192H176ZM188 191V192H189ZM201 191H202V189H201ZM204 191V190H203ZM71 192H69V193H71ZM81 192V191H80ZM85 192V193H86ZM115 192H117V191H115ZM150 192V191H149ZM156 193H157V191H155ZM182 192V191H181ZM198 192H200V191H198ZM218 192H217V194H218ZM118 193V192H117ZM129 193V194H128ZM143 193V192H142ZM153 193V192H152ZM159 193V192H158ZM158 193L156 194V196H159L158 195ZM172 193H174V192H172ZM180 193V192H179ZM185 193V192H184ZM192 192H190V193H187L186 192V194H191ZM201 193H203V192H201ZM67 194V193H66ZM75 194L76 193H73L72 192V194H70V195H74L75 196ZM81 193H79V195H80ZM83 194V193H82ZM133 194V195H132ZM135 194H137V195H135ZM150 194V193H149ZM155 194V193H154ZM170 194V193H169ZM175 194V193H174ZM178 194V193H177ZM194 194V193H193ZM198 194V193H197ZM203 194H205V196L207 195L206 193H203ZM50 195V194H49ZM52 195H53V192H52ZM135 195V196H134ZM143 195H146V194H144L143 193ZM150 195H152V194H150ZM184 194H182V196H183ZM192 195V194H191ZM191 195H189V196H191ZM196 195V194H195ZM192 196V197H190L189 198V202H187L188 204H190L189 205V208L190 207H192L191 209H189L188 210V208H186L187 209V211H185V212H188V211H190L191 210V213H190V215L188 214V217H190L191 216V214L193 213V210H196V209H198V208H196L195 209V207L197 206V204H196V202H195V200H194V198L197 196ZM221 195V194H220ZM51 196V195H50ZM66 196H68V195H66ZM163 196V195H162ZM179 196V195H178ZM200 196V195H199ZM209 196V195H208ZM222 196V195H221ZM224 196V195H223ZM80 197H83V195L82 196H80ZM124 197V198H125ZM131 197V199H130V201L128 200L129 198ZM138 197V198H137ZM161 197V196H160ZM194 197V198H193ZM50 198V197H49ZM122 198V197H121ZM139 198V199H140ZM153 198V197H152ZM157 198V197H156ZM165 198V197H164ZM165 198V199H166ZM175 198V197H174ZM178 199H179V197H177ZM191 198H193V201H191L190 202V200H191ZM223 198V197H222ZM43 199V200H42ZM46 199V202H44V200ZM55 199V198H54ZM53 199V200H54ZM82 199V198H81ZM80 199V200H81ZM83 199H85V197L83 198ZM138 199V200H139ZM147 199H149V198H146V200L145 199H142V201H147ZM155 199V198H154ZM153 199V200H154ZM160 199V198H159ZM162 199V198H161ZM166 199V200H167ZM197 199V198H196ZM201 199H199L200 201H199V205L198 206H202V205H200L201 203ZM209 199V198H208ZM224 200H225V198H223ZM101 200H103V204L105 203V205L106 206H103L104 208H105V210L104 209H102V208H99V206L97 205L98 203H101V202H99V201H101ZM133 200V201H132ZM150 200V199H149ZM171 200V201H172ZM183 200V199H182ZM211 200V199H210ZM70 201V202H69ZM124 203H123V202ZM164 201V200H163ZM162 201V202H163ZM170 201V202H171ZM173 201V206L174 205H178L179 203H177V204H175V202ZM181 200L179 199L177 202H180ZM137 202V203H136ZM182 202V201H181ZM184 202H185V200H184ZM193 202V203H192ZM42 203H45L46 204V206L45 205H43ZM123 203V204H122ZM134 203H136V204H134ZM142 203V202H141ZM140 203V204H141ZM228 203V204H227ZM69 204H70V207L71 208H75L74 210H76V211H72V209L71 208H69ZM129 204H130V206H129ZM144 204V203H143ZM146 204H148V203H146ZM170 204V203H169ZM182 204V203H181ZM181 204H180V207H181ZM226 204H227V207H226ZM40 205H43V206H41L40 207ZM125 205H127L128 207H127V209H126V207H125ZM145 205V204H144ZM163 205V204H162ZM185 205V204H184ZM45 206V207H44ZM102 206V205H101ZM120 206V207H119ZM140 206V205H139ZM142 206V205H141ZM154 206V205H153ZM161 206V205H160ZM173 206H172V208H173ZM188 206V205H187ZM214 206V207H215ZM38 207H40V208H42V209H40V208H38ZM143 207V206H142ZM141 207V208H142ZM166 207V209H168ZM176 207L177 206H174V208L175 209H173V210H175V213H176ZM179 207V206H178ZM179 207V208H180ZM46 208V213H45V211H44V209ZM94 208V212L96 211V212H99V214H97L96 212H95V216L96 217H98V216H100V213L104 210L105 211V214H106V212H108L107 213V217H106V215H105V219H102V218H98V219H96L95 217H94V219H93V216L91 217V215L92 214H94V213H92L93 211H92V209ZM99 208V209H98ZM119 208V209H118ZM136 208H137V206H136ZM140 208V209H141ZM146 208V207H145ZM145 208H143V209H145ZM148 208H150V207H148ZM170 208H171V206H170ZM169 208V209H170ZM178 208V209H179ZM182 208V207H181ZM202 208V209H203ZM125 209L127 210V213H128V218H127V220H126V218H124L123 220L126 222H121V216L126 212L125 211ZM139 209V208H138ZM142 209V210H143ZM153 209V208H152ZM155 209V208H154ZM168 209V210H169ZM186 209H184V210H186ZM201 208L200 209H198V210H202ZM22 210H26V213L23 215V212H22V214L21 213H19V211H22ZM41 210H43L44 211V215H46V217H47V219L45 218V219H42V215H43V212L41 211ZM157 210V209H156ZM172 210V209H171ZM92 211V212H91ZM103 211V212H104ZM141 211V210H140ZM145 212H147L146 210H144ZM151 211V210H150ZM149 211V212H150ZM164 211V210H163ZM180 211H182V210H179V212ZM207 211V212H208ZM220 211H221V208H220ZM221 211V212H222ZM25 212V211H24ZM83 212H88V213H92L90 216L88 215V213H87V215H86V213H83ZM142 212V211H141ZM153 212V211H152ZM165 212V211H164ZM198 211H196V213H197ZM201 212H203L202 213V217H201V219H204V220H202L203 222L205 221V218H204V216H205V214H209V213H207V212H205V208H204V211L202 210V211H200V214L199 215H201ZM80 213H82V214H84L83 216L80 214ZM127 213H126V215H127ZM136 213L134 214V215H136ZM166 213V212H165ZM169 213H170V211H169ZM182 213V212H181ZM181 213H179V214H181ZM205 213V214H204ZM138 214H139V212H138ZM150 214V215H149ZM158 214V213H157ZM157 214H155V215H157ZM160 214V213H159ZM222 214H224V213H222ZM23 215V216H22ZM25 215H27V216H25ZM98 215V216H97ZM101 215L102 216H104L102 213H101ZM170 215V214H169ZM177 215V214H176ZM196 215H198V214H196ZM226 215V214H225ZM102 216H100V217H102ZM139 216V215H138ZM141 216V215H140ZM139 216V217H140ZM142 216H143V214H142ZM151 216V213H148V215H147V217H150ZM165 216V215H164ZM179 216V215H178ZM181 216V215H180ZM195 216V215H194ZM209 216H211L210 214H209ZM217 218H216V217ZM124 217V216H123ZM137 217V216H136ZM135 217V218H136ZM138 217V218H139ZM144 217L145 216H143V219H144ZM146 217V218H147ZM152 217H155L154 216V214L152 215ZM157 217H159L158 215L155 217V220H156V218ZM167 217V216H166ZM185 217V219L187 218L186 216H184ZM191 217H193V214H192V216ZM199 217V216H198ZM197 216H196V218H198ZM134 218V217H133ZM134 218V219H135ZM141 218V217H140ZM139 218V219H140ZM151 218V217H150ZM164 218V217H163ZM171 218V217H170ZM174 215H173V217H172V221L174 220H176L175 218H179V217H175L174 219ZM10 219H8V221L10 220ZM88 220V222L90 223V225H89V227H93L94 226V228L93 229H90L92 232H90V234L92 233V234H94V233H96V234H98L96 231L94 232V229H96L98 232H99V235H103V236H99V235H96V234H94V235H96V238H97V236H99V238H95L92 234V239H96V240H91V241H88L87 242V247H85V248H83V245L82 244H80L79 245V243L78 242H81L80 240L79 241H75V240H73V243L71 242V244H69V243H67V241L68 242H70L71 240L69 239V238H73V239H76V237H75V235L78 233V232H75V230H73L72 228H70L71 227V225L72 224H76L77 226H84V227H88V224L86 223V221L85 220ZM142 219V218H141ZM191 219H193V218H191ZM190 219V221H192ZM200 219V218H199ZM99 220V221H98ZM122 220V221H123ZM138 219H135V221H137ZM151 220V219H150ZM159 220H161V219H159ZM164 220H165V218H164ZM181 220V219H180ZM196 220V219H195ZM195 220L194 221H192V222H195ZM198 220V219H197ZM8 221H6V223L8 222ZM12 221V220H11ZM10 221V222H11ZM143 221V220H142ZM148 221V220H147ZM146 221V222H147ZM157 221V223H160V222H158V220H156ZM173 221V225H174V223H176V222H174ZM186 221V220H185ZM190 221H189V223H190ZM199 221V220H198ZM197 221V222H198ZM202 221L201 222H198V226L200 227V225L202 224ZM206 221H207V219H206ZM207 221V222H208ZM42 222L44 223V224H42ZM73 222V223H72ZM139 222V221H138ZM150 222V221H149ZM168 222H171V221H168ZM207 222H205V223H207ZM59 223V224H58ZM137 223V222H136ZM143 223V222H142ZM141 223V221L139 222V224H142ZM152 223H156L154 220H153V222ZM156 223V224H157ZM164 223V222H163ZM182 223H184L183 221H182ZM188 220H187V226H189L188 224ZM201 223V224H200ZM208 223V224H209ZM8 224V223H7ZM25 224V225H24ZM56 224H58V226L56 225ZM121 224V225H120ZM135 224V223H134ZM138 224V223H137ZM137 224H135V225H137ZM138 224V225H139ZM161 224V223H160ZM165 224V223H164ZM176 224H178V222L176 223ZM191 224V223H190ZM193 224V223H192ZM204 224V223H203ZM202 224V225H203ZM25 226L24 227V229H23V227H22V231H20V233L22 234L21 235V237H20V233L19 232H17V229L20 227V226ZM27 225V226H26ZM76 225H74V226H76ZM96 225V226H95ZM135 225H133V227H135ZM138 225L135 227V228H137L138 227ZM142 225H145L144 223L142 224ZM150 225H153V224H150ZM184 225H186L185 223L183 224V226ZM3 226V225H2ZM5 226H3L4 228H5ZM38 226V227H37ZM106 226H108V227H106ZM161 226H164L163 224L161 225ZM175 226H177V225H175ZM182 226V227H183ZM191 226V225H190ZM189 226V227H190ZM194 226H196V225H193V227ZM198 226H197V229L199 230L200 228H198ZM3 227H1V229H0V235L3 233V230H5V232H6V229H4ZM88 227V228H89ZM97 227V228H96ZM125 227V228H124ZM141 227V226H140ZM139 227V228H140ZM144 227V226H143ZM143 227H141L142 229H143ZM145 227H148L147 225L145 226ZM151 227V226H150ZM152 227H154V225L152 226ZM156 227H157V225H156ZM158 227H160V225L158 226ZM181 227V226H180ZM189 227H187V229L189 228ZM192 227V226H191ZM21 228V227H20ZM66 228V229H65ZM77 228V227H76ZM112 228V229H111ZM139 228H137V229H135L136 231L137 230H139ZM161 228V227H160ZM163 228V227H162ZM173 228V227H172ZM177 228V227H176ZM71 229V230H70ZM79 229H80V227H79ZM83 229V228H82ZM86 229V228H85ZM84 229V230H85ZM111 229V230H110ZM186 229V228H185ZM191 229V228H190ZM197 229H196V231H193V232H197ZM21 230V229H20ZM78 230V229H77ZM81 230V229H80ZM134 229H132V230H130V232H132V231H135ZM145 230V229H144ZM166 230V229H165ZM169 230V229H168ZM168 230H166V231H168ZM179 230V229H178ZM191 230H193V229H191ZM191 230H188V232L189 231H191ZM195 230V229H194ZM207 230V231H206ZM212 230H214V231H212ZM82 231V230H81ZM79 232V234H81V233H83V232ZM123 231V232H122ZM135 231V232H136ZM148 231V230H147ZM166 231H162L163 233H165ZM185 231V230H184ZM31 232H34V234L35 235H33V233H31ZM106 232V231H105ZM108 232V233H109ZM112 232V231H111ZM129 232V233H130ZM173 232H175V231H173ZM186 232H187V230H186ZM188 232L186 233V234H188ZM199 232H201L200 230H199ZM55 233H57V235H56V239H55ZM84 233H86L85 231H84ZM180 233V232H179ZM182 233V232H181ZM185 233V232H184ZM191 233V232H190ZM6 234H7V232H6ZM6 234H5V237L3 236V238H4V240H5V238L6 239H9L10 240V242L12 241V239H10V235L8 236V234H7V236L8 237H6ZM30 234H32L33 235V237L34 236H36L37 235V237L39 238L38 240H37V237H36V239H33V238H31L32 237V235L30 236ZM69 234V235H68ZM87 234V233H86ZM89 233H88V236L91 238V235H90ZM112 234H113V232H112ZM137 234H139L138 232H137ZM136 233H135V235L134 234H132L131 236H136L137 235ZM144 234H146L145 232H144ZM166 234V233H165ZM176 234H178V233H176ZM185 234V235H186ZM193 234V233H192ZM195 234V233H194ZM196 234H198V233H196ZM195 234V235H196ZM201 234V233H200ZM3 235V234H2ZM1 235V236H2ZM143 235V234H142ZM149 235V234H148ZM147 235V236H148ZM169 235V234H168ZM194 235V236H195ZM199 235V234H198ZM45 236V237H44ZM67 236V237H66ZM70 236V237H69ZM113 236V238H115ZM141 236V235H140ZM144 236V238H146L145 237V235H143ZM21 239H20V238ZM43 237H44V239H43ZM82 237V236H81ZM84 237H86V239L88 238L87 236H84L83 235V239H85ZM124 237H126V239L124 238ZM152 237V236H151ZM161 237V236H160ZM190 237V236H189ZM199 237V236H198ZM197 237V238H198ZM17 238H19L18 240H20L19 241V244L17 245L16 243H15V240L16 241H18L17 240ZM30 238L32 239V240H34V242H32V240H30ZM66 238H68V240H66ZM77 238H79L78 236H77ZM106 239V241H105V239ZM112 238V242H114L115 240ZM124 238V239H123ZM154 238V237H153ZM159 237H157V239L156 240H160V239H158ZM167 238V237H166ZM170 238V237H169ZM176 238V237H175ZM180 238H182V237H180ZM180 238H178V239H180ZM183 238H185V237H183ZM187 238V237H186ZM192 238H194V237H192ZM83 239H81V240H83ZM103 239H104V242H103ZM120 239V240H119ZM123 239V240H122ZM148 239V238H147ZM149 239H151L150 238V236H149ZM148 239V240H149ZM164 239V238H163ZM171 239V238H170ZM173 239L174 238H172V241H173ZM199 239V238H198ZM201 239V238H200ZM3 240V239H2ZM78 240V239H77ZM90 240V239H89ZM99 240V241H98ZM114 240V241H113ZM122 240V241H121ZM124 240H127V242H126V244H125V241ZM144 240V239H143ZM185 240V239H184ZM191 240V239H190ZM203 240V239H202ZM207 240V239H206ZM75 241V242H74ZM85 241V240H84ZM102 241V242H101ZM120 241V242H119ZM124 241V242H123ZM139 241H141V240H139ZM145 242H147L146 240H144ZM176 241H178L177 239L174 241L175 242V244H176ZM189 241V240H188ZM208 241V240H207ZM0 242H1V238H0ZM3 242V241H2ZM13 242V241H12ZM122 242V243H121ZM132 244H131V243ZM134 242V241H133ZM142 242V241H141ZM140 242V243H141ZM170 242H171V240H170ZM185 242H186V240H185ZM184 242V243H185ZM192 242H193V240H192ZM200 243H201V240L199 241ZM209 242V243H210ZM74 243H75V246H77L78 245V247H75L74 246ZM82 243H83V241H82ZM85 243H86V241H85ZM92 243H91V246H92ZM125 244L126 245V250L124 249L125 247H124V245H122V244ZM135 243H137V241L136 242H134V244ZM139 243V244H140ZM148 243H149V241H148ZM168 243V242H167ZM190 243V242H189ZM196 243V242H195ZM200 243H198L199 245H200ZM204 243V242H203ZM202 243V244H203ZM206 243V242H205ZM204 243V244H205ZM4 246H3V245ZM72 244H73V247H75V248H73L72 247ZM96 243H94V245H95ZM104 244H103V246H104ZM108 244V243H107ZM110 244V243H109ZM108 244V245H109ZM113 244H115V243H113ZM138 244V245H139ZM142 245H143V243H141ZM172 244V243H171ZM183 244V243H182ZM187 244H188V242H187ZM191 244H193V243H191ZM1 245L3 246V247H1ZM98 246V248L100 247V245L99 244H97ZM106 245V244H105ZM108 245H106V246H108ZM111 245V244H110ZM116 245V244H115ZM117 245H116V249H117ZM178 245H179V242H178ZM176 246L177 248H179V246ZM181 245V244H180ZM194 245H196V244H194ZM198 245V246H199ZM208 245V246H207ZM209 245L210 244H206V246L207 247H209ZM30 246H33V247H30ZM81 246V247H80ZM106 246H104V247H106ZM114 245H111V246H108L109 248H114L113 247ZM146 246V245H145ZM185 246V245H184ZM190 247L192 246V245H189ZM198 246H196V247H198ZM201 246H203V245H201ZM200 246V247H201ZM104 247H100L101 248V251L100 250H98V253H102V254H100V256L101 257H99V259L100 260H104V262H103V260L101 261V262H103V263H100V262H98V261H100L99 259H98V256H99V254H98V256H95L96 257V260H92L93 262L94 261H96L97 263L96 264H106V263H108L107 261H109V263L108 264H110V257H108V259L107 258H104V257H107V256H105V255H107V253L106 252H109L108 251V248L106 247V249H104ZM132 247V248H131ZM135 247H137L136 245H135ZM139 247H140V245H139ZM175 247V248H176ZM187 247V246H186ZM195 247V246H194ZM205 247V246H204ZM203 247V248H204ZM211 247V246H210ZM7 248H11V249H9L8 250V252L6 251V249ZM73 248V249H72ZM94 248V247H93ZM98 248H96V250L98 249ZM111 248V249H112ZM120 248H118V249H120ZM141 248V247H140ZM144 248H146V247H144ZM175 248H174V246H173V249H174V251H175ZM176 248V249H177ZM193 248V247H192ZM202 248V247H201ZM201 248H199L200 250H201ZM206 248V247H205ZM88 249V250H87ZM105 250V252L103 253V251ZM147 249V248H146ZM181 249V248H180ZM185 249V248H184ZM208 249V248H207ZM206 249V250H207ZM85 250L87 251L86 253H89V257H86L87 256V254L85 253ZM92 250H94V249H91V255L93 254V252H95V254H96V250H94L93 252H92ZM107 250V251H106ZM110 250V249H109ZM133 250H135L134 251V253L132 254V252H133ZM142 250V249H141ZM198 250V249H197ZM23 251V250H22ZM31 251V252H30ZM113 249L112 250H110V252L108 253V256H110L111 255V257L113 258V263H115L116 264V261L114 262V259L116 258V254H115V251H118V250H114L113 252ZM171 251V250H170ZM181 251H182V249H181ZM186 251V250H185ZM54 252V253H53ZM79 252V253H78ZM129 252H127V253H129ZM172 252V251H171ZM201 252V251H200ZM199 252V253H200ZM35 253V252H34ZM146 253V252H145ZM144 252H143V254H145ZM169 253V252H168ZM180 253H183V251L182 252H180ZM198 253V252H197ZM36 254V253H35ZM136 254L138 255V256H140L138 253H137V251H136ZM178 254H179V252H178ZM177 254V255H178ZM136 255V257H135V255H134V259H136L138 256ZM146 255V254H145ZM175 255V254H174ZM173 254H172V256L173 257H175ZM184 255V254H183ZM186 255V254H185ZM92 256H94V254L92 255ZM104 256V257H103ZM131 256V257H132ZM186 256V261L188 262V260H189V258ZM11 257H14L13 259L11 258ZM95 257H93V258H95ZM131 257H129V258H131ZM201 257V258H200ZM205 257V258H204ZM102 258V259H101ZM139 258V257H138ZM137 258V259H138ZM147 258V257H146ZM182 258H185V257H183L182 256ZM182 258H181V262L183 261L182 260ZM194 258H197L196 260L194 259ZM203 258V259H202ZM16 259H14L15 260V262H13L14 264L15 263H19V264H30L31 262H29L30 261V259H29V257H28V260L29 261H27L26 260V262H24V260H22L21 261V259L19 260L18 259V261L19 262H17L16 261ZM107 259V260H106ZM122 259V258H121ZM120 259V260H121ZM134 259L132 260V261H134ZM139 259H141V258H139ZM138 259V260H139ZM174 259H176V257L174 258ZM179 259H180V257H179ZM98 260V261H97ZM116 260V259H115ZM119 260V262H122V261H120ZM125 260V259H124ZM125 260V261H126ZM144 260L145 259H143V257H142V261H143V264L145 263H147L146 261H148L147 259L145 260V262H144ZM178 260V259H177ZM118 261V260H117ZM129 262H131V260L129 259ZM136 262H138V261H136ZM179 262V261H178ZM185 262V261H184ZM186 262V263H187ZM190 262H192V261H190ZM196 262V263H197ZM9 264H11L12 262H8ZM118 263V262H117ZM123 263V262H122ZM126 263V262H125ZM128 263V262H127ZM132 263V262H131ZM189 263V262H188ZM46 264V263H45ZM48 264V263H47ZM91 264H92V262H91ZM94 264V263H93ZM119 264V263H118ZM121 264V263H120ZM137 264V263H136ZM140 264V263H139ZM142 264V263H141ZM148 264V263H147ZM197 264H199V263H197Z\"/></svg>", "mask_w": 264, "mask_h": 264}, {"label": "rangeland", "instance_id": "rangeland-1", "mask_svg": "<svg viewBox=\"0 0 264 264\" xmlns=\"http://www.w3.org/2000/svg\"><path fill=\"white\" fill-rule=\"evenodd\" d=\"M127 1L130 2V1H132V0H127ZM133 1H134L135 3H134ZM133 1H132L133 3L130 2L129 5L127 4V8H128V10H129L130 7H131V9H133L135 6H137L136 4H138L141 0H137L138 2H136L135 0H133ZM146 1L149 2V3L146 4V5H147V8H148V4H149L150 6L153 4L152 1H155V3H159V2H156V1H160V0H152V1H151V0H149V1L146 0ZM150 1H151V2H150ZM161 1H162V2H160V3H161V5L164 6V7L160 6V3H159V4H155V3H154V5H152V7H150V10H148L149 12L152 10L153 14H155L154 16H156V17L153 16L152 12L150 13V14L153 16V18H155V20H153V18H151L150 14H148L149 17H148V15H146V16L148 17V18H147L148 20L146 21V20L143 19V20L146 22V23H145V22L143 21L144 24H145L144 26H145L146 28L141 24V21H140V20H139V21H140L139 27L135 25V26L138 27V28H142V29L144 30V31H143L144 34L147 36V37H145V35H143V36L145 37V40L142 39V38H141V40H137L141 45H142L143 42H144L146 47L141 46V45L138 44V46L141 47V48H140V47H138V48L141 49V51L144 50V55H142L143 52H141V51L139 50L142 54H140V53L138 52V53H139V56H138V57L136 56V57H137V59H138V61H139L140 64L143 63V60H142V61L139 60V59H141V58L144 59V62H147V61H145V59H146V60H149V62H152V63H153V64H152V63L147 62L149 65H148L147 63H143V64H142V66H143V67H142V71L140 70V73H139V70L137 71V69H136V71H131V72H134V74L132 73V75H134V76H135V79H136L134 83H136V81H137V85H138V86H137V85L135 84L134 88L137 89V90H140V88H141L143 93H141V92H139V91H137V90L133 92L132 90H134V88H132L131 85H129L130 87L128 86V83H127V82H128L129 80H125V77H124V75H123L121 72H120V74H117V73H115V74L112 73V74H111V75H114V76L116 75V78L119 79L118 81H115V80L113 81L112 79H109V78H108L109 81H107V82H110V83L112 82V83L110 84V86H113V85L116 86V85L118 84V82H119L120 86L124 88V91H122L123 88H122L121 91H122L123 94H125V96H123V94H122V96L124 97L125 102H123V104H121L122 106L120 105V103H118L119 106L117 105V109L120 110V112H121L122 114H123V113H124V114L128 113V115H129L130 117H134V115H132V114L134 113V114H135V117H134L135 120L141 118V121H142V119H143V118H142V117H143V114L146 113V115H144V116H146V117L149 115L148 113H149V109H150V107H146V106H147V105L150 106L151 104H148V102H150V101H149V97H148V96H150V93H148L147 91H149V92H152V91H153L152 94H154V93H155V90L158 89V88L155 89V87L153 86V85L156 84V81H155V80L157 79V77H156V76H158L157 74H158L160 71H161L160 74H164L163 76L160 75V76H162V77H161L162 79H161L160 77L157 79V85H158V83L161 82V81L164 79L163 77H165V76H166V77H170V74H171V73L168 74V75H165V71L168 69V68H167V65H168L169 67H171V69L173 68L172 70H175V72H176V70H177L176 68L178 67V63L175 64V65H172V64H171L173 67L170 66V64H168V62H170V60H169V61H168V60L165 61V60H164V55H163V54H162V55H155V54H154V53H156V51H155V47H154V46L156 45V43H158V42L160 43L161 41H163L162 43H160V45L163 44V43H165V45L169 44L168 41L166 40L168 37H165L167 31L164 33V28H163V27L158 28V25H160V26H164V27H165V25H163V24H167V22H169V21H168V17H170L169 20H171V22L173 21V23H171V22L168 23V24L171 23V24H170L171 26H169V28H168V29H169V34L175 35V33H176L175 31H176V30H174V27H175V26H173V25H175L174 19L176 18L175 21L178 19L175 15H174L175 18L172 19L171 16L167 15L168 13H164V12H165V9L167 8L166 0H161ZM171 1H172V4H173V2H177L178 0H176V1L171 0ZM180 1H181V0H179V1L177 2V5H176V6L179 7V9H178V7H177V9L179 10V12H178V10H176V12H178V13H175V9H174V13H175V14H179V16H180V14H181L180 12L182 11V6H181V4H180ZM244 1H245V0H244ZM246 1H248V0H246ZM246 1H245V3H246ZM131 3H132L133 5H131ZM141 3H142V2H141ZM141 3H140V4H141ZM134 4H135V5H134ZM142 4H143V3H142ZM222 4H223L222 6H223V7H226L225 9H227L228 4H230V3H228V0H223ZM155 5H156V6H155ZM173 5H175V4H173ZM225 5H226V6H225ZM132 6H133V7H132ZM138 7H139V6H137L136 8L138 9ZM155 7H156V9H155ZM158 7H159V8H158ZM165 7H166V8H165ZM168 7H169V6H168ZM229 7H230V6H229ZM245 7H246V4H245V6H244L243 8H245ZM143 8H146V6L143 7ZM143 8H141V9L139 8L140 11H138V12L141 13V10H144ZM151 8H152V9H151ZM161 8H163V9L161 10ZM164 8H165V9H164ZM174 8H175V7H174ZM131 9H130L129 11H128V10H127V11L130 12ZM148 9H149V8H148ZM153 9H154V10H153ZM172 9H173V8H172ZM160 10H161V12H160ZM148 11H147V12H148ZM162 11H163V12H162ZM166 11L168 12V9H166ZM170 11H171V10H170ZM170 11H169V12H170ZM132 12H134V10H132ZM136 12H137V11H136ZM142 12H145V11H142ZM156 12H157V13H156ZM182 12H183V11H182ZM140 13H139V14H140ZM145 13H146V12H145ZM161 13H162V14H161ZM171 13H172V11H171ZM131 14H132V13H131ZM131 14L129 13V14H127L128 16L126 15L125 17H127L128 19L130 18V16H131L132 18H134V15H131ZM135 14H136V13H135ZM143 14H144V13H143ZM160 14H161V15H160ZM182 14H184V13H182ZM171 15H172V14H171ZM144 16H145V14H144ZM177 16H178V15H177ZM183 16H184V15H183ZM220 16H221V15H220ZM158 17H159V19H157ZM161 17H162L163 19H160ZM166 17H167V19H166L167 21L165 20V21H166V23H165V21H163V20H164ZM222 17H224V16L222 15ZM225 17H226V16H225ZM225 17H224V18H225ZM132 18H131V19H132ZM135 18H136V17H135ZM138 18H139V17H138ZM150 18H151L152 20H151ZM220 18H221V17H220ZM224 18H223V19H224ZM125 20H126V19H125ZM134 20H135V19H134ZM134 20H133V21H134ZM156 20H159L161 23L159 22L160 24H158V21L156 22ZM227 20H228V16H227V19L224 20V22H225V21L227 22ZM128 21H129V20H128ZM128 21H127V24L129 23ZM130 21H132V20H130ZM139 21H138V22H139ZM153 21H154L155 23H154ZM209 21H210V19H209ZM232 21H233V15L231 16L230 24H229L228 28H229L230 25L232 24ZM162 22H163V23H162ZM226 22H225V23H226ZM130 23H131V22H130ZM133 23H134V22H133ZM133 23H132V24H133ZM127 24L125 23L126 26H125V25H123V26L127 27V26H128ZM157 24H158V25H157ZM129 26H132V25H129ZM143 27H144V28H143ZM166 27H168V26H166ZM129 29H134V28H129ZM124 30H126V29H124ZM157 30H158V31H157ZM170 30H171V31H174V32H171V33H170ZM227 30H228V29H227ZM159 31H163V32H162V33H159ZM126 32H127L128 35H129V30H128V28H127V31H126ZM126 32H125V34H127ZM208 32H209V31H208ZM130 33H131V32H130ZM132 33H133V32H132ZM132 33H131V34H132ZM147 33H148V34H147ZM158 34H161V35H158ZM167 34H168V32H167ZM169 34H168V35H169ZM162 35H164V36L162 37ZM143 36H142V37H143ZM227 36H230V34H227ZM170 37H171V38H172V37L174 38L175 36H171V35H170ZM158 38H160V39H159L160 41H158ZM165 38H166V39H165ZM173 38H172V39H169V40L171 41V42H170V41H169V42H170V44H171V43H174V41L176 42L175 44H172V45H174V49H175V50H174V53H176V56H177V52H175V51L177 50L176 47H177V45H178L179 40H178V39H177V40L175 39V40L173 41ZM127 39H128V38H126V40H127ZM129 39H130V38H129ZM227 39H230V37L227 38ZM130 40H131V39H130ZM140 41H141V42L143 41V42L141 43ZM166 41H167V42H166ZM172 41H173V42H172ZM122 42H123V41H122ZM128 42H129V41H128ZM130 42H131V41H130ZM176 44H177V45H176ZM125 45H126V44H125ZM143 45H144V44H143ZM157 45H158V44H157ZM163 45H164V44H163ZM148 46H149V48H148ZM152 46H153V48H152ZM126 47H127V46H126ZM126 47H125V48H126ZM142 47H143L144 49H143ZM259 47H260V45H259ZM134 48H135V47H134ZM158 48H160V47H158ZM129 49H130V47H129ZM258 49H259V48H257V50H258ZM131 50H132V49H131ZM260 50H261V49H260ZM260 50L258 51V52H259L258 55L261 56V53H260L261 51H260ZM126 51H127V53H126ZM136 51H137V50H136ZM136 51H135L134 56L137 54ZM148 51H149V52H148ZM152 51H153L154 53H153ZM128 52H129V51H128V49H127V50H125V52H124L123 54L126 56V54H129ZM125 53H126V54H125ZM248 53H250V50L248 51ZM147 54H148L149 56H148ZM124 55H123L122 58H124ZM137 55H138V54H137ZM140 55H141V58H139ZM248 55H249V54H248ZM251 55H252V52H251ZM146 56H147V57H146ZM144 57H145V58H144ZM150 57H152V59L155 60V61L153 62V60L150 59ZM168 57H169V56H168ZM247 57H248V56H247ZM249 57H250V55H249ZM251 57H252V56H251ZM258 57H259V56H258ZM148 58H149V59H148ZM157 58H158V59H157ZM168 59H170V57H169ZM150 60H152V61H150ZM73 61H74V60H73ZM73 61H71V62L74 63ZM75 61H77V60H75ZM166 62H167V63H166ZM76 63H77L78 65H80V63H79L78 61L75 62L74 64H76ZM155 63H156V65H155ZM158 63H159L160 65H159ZM165 63H166L167 65H166ZM81 64H83V63H81ZM144 64L148 65L149 68H148L147 66H146V67H147L150 71L147 70L146 67H145L146 69H143V68H144ZM154 65H155V66H154ZM71 66H72V65H71ZM75 66H76V65H73V67H72V68H73V72H76L75 70H77V68H76V69L74 68ZM153 66H154V67H153ZM174 66H175L176 68H174ZM77 67H79V66H77ZM163 67H164V68H163ZM250 67H252V66H250ZM250 67L247 68V69H249V70H247V72H246L245 74L243 73V75H244L243 77L241 76V75H242V74H241L242 72H241V73H238V75H237V77H236V80H237V78H239V79H240L241 77H242V78H241L240 80L238 79L237 82H236V81L234 82V85H233L234 87H233V89H232L233 91H231V92L229 93L230 97L228 96V98H231V96H233V95H231V94L234 93L235 88L237 89L236 84H237L238 82H240V83H238V84H239L238 89L240 88V90L237 89V90H238V91H237L238 94H236V95H239V96H240V97H239V100L242 99V98H243V99L246 98V99H244V101L241 100L240 103L244 102L245 105H247L248 108L251 109V107L249 106V104H246V103H250V101L253 100V98H252V99L249 98L250 95L253 93V92L251 93V91H252V90H253V91H257V90H258L257 88L259 87V84H260V87H261V82H260V81H262V80H260V81L258 80V81H259V83H258L257 78L259 79V78L261 77V76H260L261 72L259 71V73H258V70H257V73L259 74V77L257 76V73H256V76H254V79L256 78V79L254 80V82L257 81V86H258V87L256 88L257 90H256L255 88L253 89V86H252V85H253V84L255 85V83H254V82H251V81L253 80V78H252L253 76H252V75H254V69L252 68V69H253V71H252V70H250V69H251ZM150 68H151V69H150ZM157 68H158V69H157ZM159 68H161V69H159ZM162 68H163V69H162ZM140 69H141V65H140ZM258 69H260V68H258ZM145 70H146L147 72H146ZM148 71H149V72H148ZM150 72H152V73H150ZM173 72H174V71H172V73H173ZM118 73H119V72H118ZM136 73H137V74H136ZM71 74H73V73H70V74L68 73L67 75L64 74V75H66V76H64L65 80L68 78L67 80L69 81V79H71L72 77H74V76L71 75ZM151 74H152V75H151ZM173 74H174V73H173ZM239 74H240V75H239ZM248 74H249V75H248ZM263 74H264V73H263ZM263 74H261V75L263 76ZM68 75H71V77H70V76H69L70 78L67 77ZM121 75H122V76H121ZM153 75H154L155 77H154ZM171 75H172V74H171ZM117 76H118V77H117ZM238 76H239V77H238ZM249 76H250V77H249ZM60 77H61V76H59V78H60ZM62 77H63V75H62ZM62 77H61V78H62ZM153 77H154V78H153ZM246 77H247V78H246ZM59 78H58V81H60V80L62 81L63 78H62V79L60 78V80H59ZM123 78H124V79H123ZM108 79H107V80H108ZM154 79H155V80H154ZM160 79H161V81H160ZM168 79H169V78H167V80H166V78H165L166 81H168ZM65 80L63 79L62 82H64ZM121 80H122V81L124 80L123 83H121V82H122ZM120 81H121V82H120ZM158 81H159V82H158ZM62 82H61V83H62ZM66 82H67V81H66ZM138 82H140V83H138ZM162 82H163V81H162ZM64 83H65V82H64ZM67 83H68V82H67ZM154 83H155V84H154ZM164 83H165V84H164V87H162V89H163V91H164V93H165V98L168 97V96H166V95H167V94H166L167 92H169V93H170L169 95L171 96L172 93H173L174 91H176V89H177V91H176L177 93H175V94H180V91H179V90H181V87H180V89L178 88V87H179V86H178L179 84L176 85L177 88L174 89V88H171V87L167 86V84H168L167 82L164 81ZM166 83H167V84H166ZM252 83H253V84H252ZM241 84H242V85H241ZM59 85H60V83H59ZM61 85H62L64 88H66V86H64L63 84H61ZM165 85H166V87H167L168 89H169V88H170V89L167 90V88L165 87ZM247 85H248V87H247ZM117 86L119 87V85H117ZM117 86H116L115 88H118ZM152 86H153L154 88H153ZM241 86H242V87H241ZM121 87H120V88H121ZM126 87H127V89H128V88H129V89L126 90V89H125ZM146 87H148V88H146ZM157 87H159V85H158ZM172 87H173V86H172ZM255 87H256V86H255ZM260 87H259V88H260ZM56 88H58V87H56ZM60 88H61V86H60ZM60 88H58V89H59L60 91H62V93H63V89H64V88H63V89H62V88L60 89ZM130 88H132V89H130ZM145 88L147 89V91L144 90V91H145V92H144L143 89H145ZM151 88H153V89H155V90H153V89H151ZM58 89H57V91H59ZM148 89H149V90H148ZM173 89H174V90H173ZM241 89H244V90H241ZM251 89H252V90H251ZM48 90H49V88H46V91H48ZM64 90H65V92H64L63 94L60 92V94H61L63 97L65 96L64 94H66V90H67V88L64 89ZM107 90H108V89H104V90L102 91V92H104V93H102V94H104L105 96H108V95H106V94H109L108 97H105L104 95H102V97H105V98H103L104 100H110V99H106V98H111V99H112V97H110V93H109ZM117 90H119V89H117ZM130 90H131V91H130ZM158 90L160 91V89H158ZM259 90H260V92L258 91L259 93H258V92H257V93H258L260 96H261V94L264 95V93H262V92H264V90H263V91H262L261 89H259ZM46 91L43 93L45 96H44L43 94L41 95V98L44 97V98H42L44 101H45V100L47 99V97H48V96L46 97V94H47ZM67 91H68V90H67ZM125 91L128 92V93H126ZM129 91H130V92H129ZM172 91H173V92H172ZM106 92H107V93H106ZM136 92H139V93H136ZM178 92H179V93H178ZM237 92H236V93H237ZM56 93H57V92H56ZM56 93H55V94H56ZM58 93H59V92H58ZM131 93H132V95H131ZM145 93H146L147 95H146ZM158 93H159V92H158ZM242 93H243V94H242ZM248 93H249V94H248ZM254 93H255V92H254ZM257 93H256V94H257ZM127 94H128V95H127ZM137 94H138V95H137ZM142 94H143V95L145 94L147 97H146L145 95H144V96H141ZM148 94H149V95H148ZM155 94H157V93H155ZM234 94H235V93H234ZM258 94H257V95H258ZM47 95H48V94H47ZM136 95H137V96H136ZM236 95L233 96V98H234V97H237ZM242 95H243V96H242ZM246 95H247V97H245ZM257 95H256V96L253 95V97L258 98ZM263 95H262V96H263ZM59 96H60V95H59ZM122 96H121V97H122ZM126 96H127V97H126ZM140 96H141V97H140ZM152 96H154V95H152ZM241 96H242V97H241ZM60 97H61V96H60ZM63 97H61V98H63ZM66 97H67V96L64 97L63 101H64V102H66V101H67V102L70 101V100L66 99ZM131 97H132V98H131ZM135 97H136L137 99L139 98V101H142V102L139 103L138 100L136 101V98H135ZM143 97H145V99H144ZM175 97H176V98H175ZM177 97H178V95H176V96L174 95V98L176 99V100H174V101H175L177 104H179L178 102H179L180 95H179L178 99H177ZM263 97H264V96H263ZM61 98H60V99H61ZM125 98H126V99H125ZM129 98H130V101H129ZM134 98H135V99H134ZM141 98H142L143 100H141ZM233 98H232V99H233ZM55 99H56V97H55ZM57 99L60 100L59 98H57ZM57 99H56V100H57ZM65 99H66V100H65ZM131 99H133V102H135V103H130V104L133 105V106H131V105L129 104V106L127 107L125 104H126L127 102H132ZM147 99H148V102H147ZM258 99L261 101V99H264V98H261V99H260V97H259ZM61 100H62V99H61ZM92 100H93V99H92ZM104 100H102V102H103L102 105L104 104ZM124 100H122V101H124ZM164 100H165V99H164ZM177 100H178V102H177ZM227 100H228V99H227ZM227 100H226V102H227ZM229 100H231V99H229ZM229 100H228V101H229ZM233 100H234V99H233ZM235 100H237V98H235ZM259 100H258V101L256 100V101H257L256 103H254L253 101H252L253 103H252V102H251V103H252L253 106H254V104H259V105L257 106V107H258L257 109H258V110H261L262 108H261V106H260ZM111 101H112V100H111ZM126 101H127V102H126ZM224 101H225V100H224ZM231 101H232V100H231ZM231 101H230V102H231ZM254 101H255V98H254ZM59 102H60V101H59ZM137 102H138V103H137ZM145 102H147V103H145ZM236 102H237V101H236ZM238 102H239V101H238ZM261 102H262V101H261ZM73 103H74V102H73ZM88 103H89V100H88ZM105 103H108V105L111 106V103L109 104L108 101H106ZM112 103H113V101H112ZM121 103H122V102H121ZM141 103H142V105L140 106ZM150 103H151V102H150ZM228 103H229V102H228ZM232 103H235V101H233ZM232 103H231V104H232ZM244 103H242V104H244ZM263 103H264V100H263ZM56 104H57V103H56ZM63 104L65 105V104H67V103H63ZM63 104H62V105H63ZM68 104H69V103H68ZM134 104L137 106V108H136V106H135ZM138 104H139V105H138ZM143 104H145V106H144ZM261 104H262V103H261ZM59 105H61V103H60ZM70 105H71V104H70ZM106 105H107V104H106ZM112 105H113V104H112ZM152 105H153V104H152ZM245 105H244V106H245ZM252 105H251V106H252ZM88 106L91 107L90 104H88ZM242 106H243V105H242ZM244 106H243V107H244ZM259 106H260V107H259ZM104 107H105V106H103V110H104ZM112 107H113V106H112ZM121 107H123L124 109H122ZM126 107H127V109H126ZM129 107H130V108H129ZM131 107H133L132 110H134V111H131ZM140 107H142V109L144 108L146 112H145V111L143 112V110H141ZM145 107H146V108H145ZM105 108H106V107H105ZM107 108H108V107H107ZM107 108H106L105 110H107ZM120 108H121V109H120ZM138 108H139V110H135V109H138ZM224 108H225V107H224ZM245 108L248 109L246 106H245ZM253 108H254V107H253ZM260 108H261V109H260ZM109 109H110V108H109ZM109 109H108L107 111H104L105 113L103 112V113H104V116L107 117V115H109V114L112 116L111 113H107V112L109 111ZM146 109H148V111H147ZM241 109L243 110V108H241ZM122 110H123V111H122ZM254 110H255V109H254ZM254 110L251 109L250 111H254ZM124 111H125V112H124ZM135 111H139V113L142 111V113L138 114V112H135ZM225 111H226V110H225ZM245 111H247L246 113L248 114L249 109H248V110H243V111L240 110V114H241V112H244V113H245ZM250 111H249V113H250ZM109 112H112V110L110 109ZM224 113H225V112H224ZM227 113H228V115H230L231 112H228V110H227ZM232 113H233V112H232ZM244 113H242V114H244ZM246 113H245V114H246ZM251 113H255V112H251ZM257 113H259V111L256 112V115H257ZM105 114H106V115H105ZM225 114H226V113H225ZM225 114H224V115H225ZM235 114H236V113H235V110H234V114H233V115H235ZM128 115H127V116H128ZM249 115H250V114H249ZM249 115H246V116L248 117ZM256 115H255V116H256ZM111 116H110V117H111ZM141 116H142V117H141ZM178 116H179V117H178ZM222 116H223V115H222ZM235 116H236V115H235ZM244 116H245V115H244ZM244 116L242 115V120H245V119H246V118H244ZM253 116H254V115H253ZM87 117H88L87 120H88L89 122L92 121L93 124H92L91 122H90V123L94 126V124H95L94 121L90 118V116H87ZM136 117H137V118H136ZM146 117H144V119H143L144 121H146V124L144 123L145 125H142V126H145L144 128L142 127V129H144L145 132L147 131L146 133L148 134V138H149V139H148V142H147V144H148V145H147L148 149H147V148H146V149L148 150V153H150V151H149V150H151V143H150V142L152 141V134H153V130H154V127H152V126H155V128H156L157 126H159L160 123H159V124H154V125H152V126H148V124H150L151 121H150V120L148 121V119H145ZM220 117H221V116H220ZM89 118H90V120H89ZM92 118H93V117H92ZM104 118H105V117H104ZM108 118H109V117H108ZM176 118H179V119H180L181 116H180L179 114H177V117H176ZM216 118H218V117H216ZM221 118H222V119H221V122H222V123H221L220 127L224 124V125H223L224 128L221 127V128H222V129H221V131H222V132H221V135H222V136L224 135V136L226 137V134H225V133L227 132L226 127H227V124H228V123H227V122H223V121H225V120L227 119V114L225 115V118H226V119H225V118L223 119V117H221ZM228 118H229V116H228ZM243 118H244V119H243ZM254 118H255V117H252V120H253ZM102 119H103V118H102ZM105 119H106L107 121H106ZM105 119H104L105 122L103 123V125H104V126H103L104 129L107 131V133H105V140H106L105 143H106V142L110 143L111 140L113 141V138H115V139L117 140V137H116V136H118V137H120V138H121V136H123L124 138H127L128 135H131L130 137H132V139H133L131 143H127L126 140H124L125 142L123 141V143H125V144L127 143L126 145H123V144H122V146H124V147H122V148H124V151H125V148H126L125 146H127V145L129 144L128 147H127V148H129L130 145H131V146L134 145L135 142L139 139V133H140V131L142 130V129H140L141 127H139L140 125H138V128L135 130V133H137V134L132 135V130L130 129L131 131H129L130 133H128V134H126V133L123 132L124 135H125V136H124V135H121V134H120V133L123 131V127L121 128V129H122V131H121L120 128L118 129V127H119L118 124L112 123V122L110 121L111 119H109V120H108L107 118H105ZM112 119H114V117H112ZM231 119H232V118H231ZM248 119H249V117H248ZM256 119H257V118H256ZM261 119H262V118H261ZM76 120H77L78 122L74 121L75 125H79L78 123L81 122V121H82L81 124H83V123L85 124L84 119H82V120L79 121V120L76 118ZM94 120H95V119H94ZM222 120H223V121H222ZM227 120H228V119H227ZM229 120H230V118H229ZM257 120H258V119H257ZM85 121H86V120H85ZM101 121H102V120H101ZM112 121H113V120H112ZM177 121H178V120H177ZM59 122L62 123L63 125L60 124ZM59 122H58V124H60V125H58V124H57V125L60 126V128L62 129V127L65 126V125H64V124H65V120H64V122L61 121V120H60ZM96 122H97V121H96ZM99 122H100V120H99ZM99 122H98V123H99ZM106 122H107V123H106ZM159 122H160V121H159ZM228 122H230V121H228ZM245 122L247 123V120H245ZM250 122H251V121H250ZM259 122H260V121L258 120V122H256V124L260 125L261 123L259 124ZM87 123H88V122L86 121V124H87ZM90 123H88V126H89L88 129H89V130L92 129V131H94V130H93L94 128H93V126H91ZM232 123H233V121H232ZM251 123H252V122H251ZM86 124H85V126H86ZM114 124L117 125L116 128H115V125H114ZM175 124H176V126H180V122H179V121L176 122ZM178 124H179V125H178ZM225 124H226V125H225ZM248 124H249V122H248ZM57 125H56V126H57ZM96 125H97V124H96ZM100 125H101V128H102V124H100ZM244 125L246 126V124H244ZM61 126H62V127H61ZM225 126H226V127H225ZM248 126H249V125H248ZM248 126H247V127H248ZM94 127H95V129L97 128V126H94ZM125 127H126V126H125ZM125 127H124V130H125ZM163 127H164V126L159 127V130H160V131H164V130L167 131V130H169L168 128L165 129V127H164V128H163ZM60 128H59V129H60ZM150 128L152 129L151 131L149 130ZM160 128H162V129H164V130H162V129H160ZM227 128H228V127H227ZM231 128H232V125H231ZM231 128H230V129H231ZM252 128H253V127H252ZM59 129H58V130H59ZM117 129L121 131V132L119 131V132H120L119 134H120L121 136H120L119 134L117 135V133H115V132H118ZM126 129L129 130V129H128V126L126 127ZM247 129H248V130H251V129H250V126H249ZM225 130H226V132H225ZM228 130H229V128H228ZM29 131H30V128H27V132H28V133H29ZM148 131H149L150 133H149ZM178 131H179V130H178ZM231 131H232V129H231ZM125 132H126V130H125ZM138 132H139V133H138ZM145 132H143V133H145ZM141 133H142V131H141ZM177 133L179 134V132H176V134H175V133H174V134L177 135ZM227 133H228V132H227ZM229 133H232V132H229ZM234 133H235V132H234ZM57 134L59 135V131L57 132ZM99 135L101 136V133H100ZM114 135H116V136H114ZM137 135H138V136H137ZM141 135H142V137H143V134H141ZM145 135H146V134H145ZM108 136H110V138H109ZM224 136H223V137H224ZM232 136H233V135H232ZM232 136H230V140L234 138V136H233V138H231ZM107 137H108V138H107ZM111 137H112V138H111ZM223 137H222V139H223ZM228 137H229V136H228ZM120 138H119V139H120ZM99 139H100V138H99ZM110 139H111V140H110ZM115 139H114V140H115ZM222 139H221V140H222ZM224 139H225V138H224ZM227 139H228V138H227ZM35 140H36V141H35ZM35 140L32 141L31 143H32V144H34V143L37 144V143H38L37 141H39V140H37V139H35ZM107 140H109V141H107ZM150 140H151V141H150ZM221 140H220V141H221ZM28 141H30V140H28ZM99 141H100V140H99ZM112 141H111V142H112ZM117 141L119 142V140H117ZM117 141H116V142L114 141L115 143L112 142V144H113L114 146L116 145L115 148L117 147V145L120 146V143H119V144H116ZM120 141H121V140H120ZM222 141L224 142L225 140H222ZM222 141H221L220 147L223 146L224 149H225V148H226V144H224L225 142L222 143ZM33 142H34V143H33ZM39 142H40V141H39ZM44 142H45V139H44ZM97 142H98V141H97ZM230 142H231V141H230ZM230 142H228V143L226 142V143L228 144V145H227V146H228V149L230 148V146L233 145V144H232V145L229 146V143H230ZM42 143H43V142H42ZM98 143H99V142H98ZM231 143H232V142H231ZM113 145L109 144V145L107 146V144H106V147L109 148V150L107 151V150H106V147H105V150H106L108 153H112V154H108V156H109V155H110V156H113L114 153L116 154V150L118 151V149H119V147H117L118 149H116V150L114 151L115 148L113 147ZM224 145H225V146H224ZM39 146H40V145H38V149L40 148ZM134 146H135V145H134ZM134 146H132V147H134ZM143 146H144V145H143ZM41 147H42V146H41ZM149 147H150V148H149ZM220 147H219V148H220ZM42 148H43V147H42ZM42 148H40V150H41ZM120 148H121V147H120ZM122 148H121V150H122L121 152L123 153L124 151H123ZM127 148H126V149H127ZM134 148L136 149V147H134ZM144 148H145V147H143V152H142L140 155H142V154L146 151V150H144ZM166 148L168 149V147H166ZM43 149H44V150H41V151H40V154H41V155H42V153H43V155L46 154V155H48V157H47L46 155H45V157H44L43 155L40 156V157H41V158H40V161H41L40 163H42V162H43V164L45 163L44 165L41 164V165L43 166L44 169H43V168H40V169H41V170H40V177L43 176V175L41 176V174H42L41 172H42V170H43V171H44L43 174H45V176H46L47 178L44 176L46 181L44 180L45 183L43 182V183H41V184H42V186H43V188L45 189L46 192H47V190H49V192H47V193H48V199L54 203L55 208L58 206V204L56 205V197L58 196L57 198H59V195H60V192L57 191V189L60 190V189L63 188L64 190L62 189V191L65 192L64 195H65V197H67V198H70V197L72 196V197L70 198V201H72V202L69 201L70 204L72 203L71 206H72V205L74 206L75 204H78V203H79V202L77 201V200H78V199H77V196L79 197V201H80V202L87 200V198H86V197L88 196L87 192L85 191V192H86V193H85L83 189H82V190L80 189L81 187H80V188L78 187V186H79L78 184H80V183L77 184L78 186H77V185H76V186H72L74 189H77V190L74 191V189L68 187V185L72 183V180H73V179H70V178L68 179V176H67V178L64 177V176H65L67 173H68V175L71 174V178H76V176H78V175L81 176V177L79 176L80 178H82V176H85L84 179H83V178H82V179H83L87 184H91V186H92V184H94V183H92L93 179H92L91 182L88 181L87 179H89L90 176H87V175H86V173L88 172L89 169H87V171H86V170H81V172H83V173L80 172L81 174H75L74 171L67 172V173L65 174V173H64L65 170H63L64 168H62L61 170H63V171H62V172H61V171L59 172V174H60L59 176H60V177H59V176H58V177L61 178L63 181H61V179H60V180H59V179H56V178H55L56 176H54V175H55V172H54V171H55L56 168H52L53 165H50V164H52V162H51V160H52V159H51V158H52L51 156H52V155H51V156L49 155V154H51V152H49V151H50V148H49V147H46V148H43ZM46 149H48V151H47ZM93 149H94V148H93ZM222 149H223V148H220L219 150L221 151ZM224 149H223V150H224ZM226 149H227V148H226ZM226 149H225V151H226ZM228 149H227V150H228ZM60 150H62V149L60 148ZM94 150H96V149H94ZM111 150H112V152H111ZM119 150H120V149H119ZM233 150H234V149H233ZM233 150H229V151H226V152H230V151H233ZM89 151H90V150H89ZM106 151H105V152H106ZM209 151H210V150H209ZM225 151H224V152H223V151H221V152L216 151V152H219V154H220V153H221V154H222V153H225V154L227 155L228 153H226ZM41 152H42V153H41ZM46 152H48V153H46ZM90 152H91V151H90ZM107 152H106L105 154H107ZM118 152H119V151H118ZM125 152H127V150H126ZM125 152H124V153H125ZM146 152H147V151H146ZM210 152H211V151H210ZM216 152H215V156L217 155V161H219L218 158L221 159V160L223 161V162L221 161V162H222L221 164H222L223 166L226 165V167H227V166H231L232 164H234V163H232V162H228L229 158L231 159V156H229V154H232V155H233L234 152H233V153H229V154H228V158L226 157L225 154H224V155L222 154V156H221V155L217 154ZM44 153H45V154H44ZM213 153H214V152H213ZM64 154H65V153H64ZM90 154H91V153H90ZM92 154H93V153H92ZM62 155H63V153L61 154V158H60V160H61L62 162H64V159L66 158V156H64V157H65V158H64ZM117 155H118V153H117ZM119 155H120V157H122V158H123V157H126V158H127V156H128L127 153H125V156H121V155H122L121 153H119ZM123 155H124V154H123ZM126 155H127V156H126ZM137 155H138V154H137ZM218 155H219V157H218ZM49 156H50V157H49ZM90 156H91V155H89V157H90ZM93 156H94V154H93ZM93 156H92V157H93ZM108 156L105 155V158L109 159L108 161L104 158V156H102V157H103L102 160H104V164H105L104 166H102V167H103V172H104V169L106 168V169H105L106 172H108V171L110 170V172H111L114 176H113L112 174H110L109 172L106 173V176H108L107 178H109V179L107 180V178H106L105 184H106V186L109 185L110 187L113 185V187L116 189L115 191L118 192V193H117V192H115V191L113 190V193H115L117 196L119 195L118 197L114 198L115 201H116V200L121 201L122 199H123V201H125V198H126L125 196H127V195L124 194V189H123V188H124V184L126 185V183H127L128 181H127V182H124V181H126V179H127L128 177H129L130 180H131V175L133 176L135 172H138V171H139V168H140V170H142V169H141L142 166H140L139 168H137L138 171H136V170H137L136 167H135V168H132V170H131L130 167H128V166H124V167H127L128 169H127V168H122V170L125 169V170H124V173H126V175H127L128 177H125V176L123 175V173H122V175L124 176V177H122V175H121L122 179H123V178H126V179H125V180H122L120 183H118V182L116 183L115 180H117V179H116L115 176H117V174H119V173H117V171H116V170H117V167L115 166V164H113V163L111 162L112 159L110 158V156H109V157H108ZM138 156H139V155H138ZM175 157H176V159H171V158H169V156H168L167 159H168L169 161H170V160H172V161L169 162V161L167 160L168 163H167V162H166V163H167L168 165H169V163H171V162L175 163V161L178 159V158H177V155H175ZM45 158H48V159H46V161H45V160H43V159H45ZM49 158H50L51 160H49ZM63 158H64V159H63ZM112 158H114V157H112ZM190 158H192V157L190 156ZM233 158H234V157H233ZM244 158L247 159L246 157H244ZM110 159H111V160H110ZM128 159H131V160H132V158H130V156H128L127 159L124 158V161H122V164H123V165H127V162H126V163H124V162L127 161ZM245 159H244V160H245ZM48 160L50 161V164L48 163V162H49ZM88 160H89V159H88ZM91 160H92V158H91ZM91 160H89V162H90ZM94 160H96V159H94ZM102 160L98 159V161H101V162H102ZM121 160H123V159H121ZM142 161H143V160H142ZM214 161H215V162H214ZM214 161L212 162L211 165H215V164L217 163L216 160H214ZM229 161H231V160H229ZM246 161H247V160H246ZM246 161H245V162H246ZM94 162H95V161H94ZM105 162H107V164H106ZM109 162H111V163H109ZM128 162H129V160H128ZM132 162L134 163L135 160H132ZM143 162H144V161H143ZM143 162H142V164H143ZM233 162H234V160H233ZM46 163H48V164H46ZM92 163H93V162H91V164H92ZM229 163H230V164H229ZM231 163H232V164H231ZM246 163H247V162H246ZM246 163H245V164L243 163V165H245V166H246V165H249V164H246ZM95 164L97 165L98 163H95ZM95 164H93V165H95ZM112 164H113V165H112ZM128 164H129V163H128ZM167 164H166V165H167ZM209 164H210V163H209ZM209 164H208V165H209ZM45 165H48V168H47V169H46L47 166L45 167ZM49 165H50V166H49ZM102 165H103V164H102ZM107 165H108V167H110L111 165H112V166H111V168L108 169V167H106ZM168 165H167V166H168ZM174 165H175L174 167L172 166L173 170H175V169L180 170V165H176V164H174ZM99 166H101V165H98V168H99ZM177 166H178V167H177ZM216 166L218 167L217 164H216ZM219 166H220V165H219ZM223 166H222V168H224ZM91 167H92V165H91ZM95 167H96V166H95ZM112 167H113V168H116V169H115L116 172H115L114 170H112V169H113ZM209 167H211V166H209ZM49 168L51 169V172H50ZM93 168H94V167H93ZM96 168H97V167H96ZM98 168H97V169H98ZM100 168H101V167H100ZM207 168H208V167H207ZM207 168H206V169H207ZM215 168H216V167L213 166V169H214V170H212V167L210 168V170L207 169V170H206L207 174H205V175H204V173H202L201 176H203V175L206 176L205 179H204L203 177H201V178H203V180H201L200 177H197L196 179H195V177H194V179H195L194 182H196V180H197V182H199V184L197 183V184H195V185H196V186H199V185L201 186V183H202V186L205 187V188L203 189L204 191L207 190V189H209V191H210L211 189H213V190L215 189L216 194H214V193H215L214 191H212V194H214L215 196L217 195V196H219V197H221V198H222V197L225 198V199L228 198V200H229V199L231 198V196H230V197L228 196V195H231V194H229V193H230V191H229L230 188H229V187L231 186V183H230L231 180H230L229 177H227L228 179H227V181H226V180H225V181L228 183V185L230 184V186L227 188L228 185H224V184L222 183V184L224 185V188H225V189H223V191L219 193L217 190H220V188H219L220 186L217 188L216 185L219 184V183H217V182H220V181H218V177H217V176H218V175L220 176L219 173H221V172H220V170H218L219 168H216V170H215ZM227 168H229V167H227ZM45 170H46V171H49L50 173L48 172V174H47V172H45ZM126 170H128V171H126ZM202 170H203V169H202ZM224 170H225V169H224ZM224 170H223V171H224ZM226 170H228V169H226ZM226 170H225V171H226ZM212 171H213V172H212ZM217 171H218V172H217ZM221 171H222V170H221ZM52 172H53V173H52ZM73 172H74V176H72V175H73V174H72ZM84 172H85V173H84ZM94 172H95V171H94ZM203 172H205V171L203 170ZM63 173H64V174H63ZM77 173H78V172H77ZM89 173H90V172H89ZM114 173H115V174H114ZM138 173H139V172H138ZM143 173H144V172H143ZM177 173L179 174L180 172H177ZM217 173H218V174H217ZM61 174H62V176H61ZM84 174H85V175H84ZM90 174H91V173H90ZM130 174H131V175H130ZM135 174H136V173H135ZM192 174H193V173H192ZM194 174H195V172H194ZM221 174H222V173H221ZM224 174H225V172H224ZM224 174H223V175H224ZM51 175H52V176H51ZM91 175H92V174H91ZM93 175H94V174H93ZM109 175H110V176H109ZM136 175H137V174H136ZM223 175H222V176H223ZM226 175H228V174H226ZM86 176H87L88 178H87ZM94 176H95V175H94ZM94 176H93V177H94ZM224 176H225V175H224ZM44 177H43V178H40V180L43 181ZM69 177H70V175H69ZM93 177H92V178H93ZM111 177H113V178H115V179H114L113 181H111V179H113V178H111ZM117 177H118V176H117ZM138 177H139V176H138ZM138 177L136 176L135 178H138ZM216 177H217V178H216ZM220 177H221V176H220ZM54 178L62 183V188H61V186H60L61 183L59 182L60 184H58V181H57V183H56V181H54V180H55ZM63 178H64V179H63ZM110 178H111V179H110ZM135 178H134L133 180H131V181L128 179L130 182H132V183H129V182H128V183H129V184H132V185L134 186L135 184H133V181L136 180ZM142 178H144V176H143ZM213 178H214V179H213ZM215 178H216V179H215ZM222 178H223V177H222ZM222 178H221V180H222ZM47 179H48V180H47ZM66 179H67L69 182L71 181V183L68 184V181H65ZM76 179H77V178H76ZM78 179H79V178H78ZM85 179H86V180H85ZM138 179H139V180H138ZM138 179H137V180H138L137 182L139 183V181H140V185H141V186H139V187L142 188V181L140 180L141 178H138ZM191 179H193V178H190V180H191ZM194 179H193V180H194ZM198 179H199V181H198ZM224 179H226V177H224ZM224 179H223L222 181H224ZM74 180H75V179H74ZM142 180H143V179H142ZM200 180H201V183H200ZM206 180H207L208 182H207ZM229 180H230V181H229ZM64 181H65V182H64ZM76 181H78V180H75L74 182L76 183ZM108 181H109V182H108ZM191 181H192V180H191ZM202 181L207 182V183H204V182H202ZM222 181H221V182H222ZM225 181H224V182H225ZM54 182H55L56 184H55ZM66 182H67V185H66V186H67L68 189L66 188V186L63 187V185L66 184ZM74 182H73V183H74ZM93 182H94V181H93ZM107 182H108V183H107ZM134 182H135V181H134ZM137 182H135V183H137ZM215 182H216V183H215ZM221 182H220V183H221ZM226 182H225V183H226ZM97 183H98V182H97ZM203 183H204V184H203ZM227 183H226V184H227ZM44 184H45V185H44ZM193 184H194V183L190 184V187H191ZM48 185H49V186H48ZM55 185H56V186H55ZM80 185H81V184H80ZM85 185H86V184H85ZM96 185H97V184H96ZM114 185H115V186H114ZM127 185H128V184H127ZM127 185H126V188H127V189L130 188V191H129V190H126V191H129V193H132V192H133V191H131V188H132V190L134 189L135 191L138 190V189H136V188H134V187H130V186L128 187ZM219 185H221V184H219ZM47 186L49 187V189L47 188ZM58 186H59V188H58ZM193 186H194V185H193ZM212 186H213L214 188H213ZM84 187H85V186H84ZM119 187L121 188V190H120ZM135 187H137V186L135 185ZM50 188H52V190H51ZM114 188H113V189H114ZM174 188H175V189H174ZM174 188H172V190L174 189V191L171 190V192H169L170 194H168V195L178 196L179 191H180L181 189H179V188L177 189L176 187H174ZM221 188H223V187L221 186ZM65 189H66V190H69V191H65ZM70 189H71V190H70ZM79 189H80V190H79ZM196 189H197V188H196ZM196 189H195V190H196ZM50 190H51V191H50ZM72 190H73V191H72ZM78 190H79V193H81L80 195H79V193H77ZM85 190H86V189H85ZM140 190H142V189H140ZM175 190H177V191L175 192ZM71 191H72L73 193H76L75 196H74V195H70V194H72ZM76 191H77V192H76ZM80 191H81V192H80ZM198 191H199L198 189L196 190V192H195L194 190H190V192H192V193H191L192 195L189 194V195H191L190 197L194 196L195 194L198 196V194H199ZM209 191L207 190V191H205V192H209ZM220 191H221V190H220ZM52 192H53V195H52ZM69 192H71V193H69ZM140 192H141V191H140ZM142 192H143V191H142ZM142 192H141V196H144V195H143L144 192H143V193H142ZM172 192H174L175 194L172 193ZM213 192H214V193H213ZM217 192H218V194H217ZM57 193H58L59 195H57L56 197H54L55 199H54V198H51L52 196H55ZM66 193H67V194H66ZM82 193H83V194H82ZM129 193H128V194H129ZM133 193H134V192H133ZM135 193H138V192L136 191ZM177 193H178V194H177ZM193 193H194V194H193ZM197 193H198V194H197ZM49 194H50L51 196H50ZM84 194H86L87 196H86V195L84 196ZM126 194H127V193H126ZM138 194L140 195V193H138ZM210 194H211V193H210ZM210 194L207 193V196H208V195H209V196H213V195H210ZM220 194H221L222 196H221ZM66 195H68V196H66ZM82 195H83V197H80V196H82ZM132 195H133V194H132ZM135 195H137V194H135ZM135 195H134V196H135ZM196 195H195V196H196ZM223 195H224V196H223ZM174 196H173V197H174ZM217 196H216V197H217ZM49 197H50V198H49ZM73 197L76 198V199H75L76 201H74V198H73ZM84 197H85V199H83ZM121 197H122V198H121ZM124 197H125V198H124ZM138 197L140 198V196H138ZM138 197H137V198H138ZM171 197H172V196H171ZM81 198H82V199H81ZM134 198H135V199H134ZM139 198H138V199H139ZM53 199H54V200H53ZM80 199H81V200H80ZM119 199H121V200H119ZM130 199H131V197H130L128 200L130 201ZM133 199H134L135 201H138V199H136V197H133ZM42 200H43V199H42ZM228 200H227L226 202H228ZM73 201H74L75 204H73ZM123 201H122V202H123ZM132 201H133V200H132ZM229 201H230V200H229ZM44 202H46V199L44 200ZM77 202H78V203H77ZM99 202H101V203H98V204H97V205L99 206V208H102L103 206H106L105 203L103 204V200H101V201H99ZM123 203H124V202H123ZM123 203H122V204H123ZM136 203H137V202H136ZM136 203H134V204H136ZM42 204L46 206L45 203H42ZM70 204H69V208H71V207H70ZM224 204H225V203H223L222 205H224ZM227 204H228V203H227ZM227 204H226V207H227ZM43 205H40V207L43 206ZM101 205H102V206H101ZM215 205H220V204L218 203V204H215ZM215 205H214V206H215ZM222 205L217 206V207L219 208V210H217V211H219L220 213H217V214H216V212H214V210H213V211L211 210V209H213V208L215 209L216 206H215V207H214V206L211 207L210 210H211L212 212H214V215H215V214L218 215V216H220V215L223 216V215H224L223 218H224V217H225V218L227 217V218H226V220H227L228 217H229V215L227 216V212H228V211H227V212H226V211L223 212L222 209H224L225 207L223 208ZM45 206H44V207H45ZM73 206H72V207H73ZM129 206H130V204H129ZM136 206H137V204L134 206L133 211H135ZM224 206H225V205H224ZM40 207H38V208H40ZM119 207H120V206H119ZM99 208H98V209H99ZM220 208H221V211H222V212L220 211ZM40 209H42V208H40ZM43 209H44V208H43ZM58 209H59V208H58ZM58 209L56 208V211H59ZM71 209H72V211H76V210H74L75 208H74V209L71 208ZM102 209L105 210L104 207H103ZM118 209H119V208H118ZM45 210H46V208L44 209V211H45ZM104 210H103V211H104ZM210 210H209V211H210ZM215 210H216V209H215ZM24 211H25V212H24ZM41 211L43 212L42 219H45V218L47 219L46 215H44V214L46 213V211H45V213H44L43 210H41ZM92 211H93V212H92ZM92 211H91V212L94 213V214H92V213H91L92 215H91L90 213H89V214L91 215V217L93 216V219H94V217H95L96 219H98V218L105 219V215H106V217H107V213H108V212H106V214H105V211H104V212L102 211L101 213H102L104 216H102L101 213H100V216H102V217H100V216H98V215H97L98 217H96V216H95V212H96V211L94 212V208L92 209ZM22 212H23V215H24V214L26 213V210L19 211V213H21V214H22ZM212 212H211V213H212ZM96 213L99 214V212H96ZM135 213H136V211H135V212H132V216H131L132 218H130V217L128 216V217H129V218H128V219H129V222H132ZM190 213H191V210H190ZM222 213H224V214H222ZM192 214H193V215L195 214V210H193V213H192ZM192 214H191V216H192ZM225 214H226V215H225ZM23 215H22V216H23ZM25 216H27V215H25ZM10 217H11L12 219H10V218L8 217V218L5 220V222H0V229H1V227L5 226V225H7V227H8V225H11V223L14 221V220H13V219H14V218H13V217H14V214H13V216L11 215ZM215 217H216V216H215ZM216 218H217V217H216ZM225 218L222 219V217H221V218L218 217L215 221H213L214 224H213V223H212L213 225L211 224V225H212V228H211V229H213L214 227H216V224H218L217 222L219 221V219H220L219 222H222V220H224L223 222L225 223ZM8 219H10V220L8 221ZM131 219H132V220H131ZM190 219H191V218H189V221H190ZM221 219H222V220H221ZM11 220H12V221H11ZM191 220H192V219H191ZM6 221H8V222H7L8 224L6 223ZM10 221H11V222H10ZM98 221H99V220H98ZM121 222L123 223V222H125V221H122V220H121ZM72 223H73V222H72ZM86 223L88 224V227H89L90 223H89V222H86ZM125 223H126V222H125ZM134 223H135L134 220H133V223H130V225H132V226H130L131 228H129V232H130V230H132V229H134V228L136 227V225H135L136 223H135V224H134ZM190 223H191V221H190ZM42 224H44V223L42 222ZM58 224H59V223H58ZM58 224H56V225L58 226ZM2 225H3V226H2ZM24 225H25V224H24ZM74 225H76V224H72L70 228H72L73 230H75V232H78V233L75 235L76 239H73L74 237H73V238H69V239L71 240L70 242L67 241V243H69V244H71V242L73 243V240H75V241H79V240H80L81 242H78V243H79V245H80V244H82V245L84 244V245H83V248H84V246L87 245V242H88L89 239H90L89 241H91V240L94 241V240H96L97 238H99V236H103L102 234L99 235V232H98L96 229H94V232L96 231V232L98 233V234H96V233H94V234L99 235V236H97V238H96V235H94V234L91 233V234L96 238V239H92L93 237H92V235L90 234V232H92L93 230L91 231L90 229H93L94 226L88 228L87 226H86V227H84V226L82 227V226H77V225L74 226ZM120 225H121V224H120ZM123 225H124V223H123ZM123 225H121V226L123 227ZM133 225H135V227H133ZM190 225H191V224H189V226H190ZM211 225H210V226H211ZM26 226H27V225H26ZM95 226H96V225H95ZM121 226H120V229H118V230H122V229H121ZM191 226H192V225H191ZM191 226L189 227V229H190V228H191V229L193 228V227H191ZM20 227H21V228H20ZM20 227L17 229V232H19V233H20V231H22V227H23V229H24L25 226L22 225V226H20ZM37 227H38V226H37ZM76 227H77V228H76ZM79 227H80V229H81L82 231L79 229ZM106 227H108V226H106ZM3 228H4V227H3ZM82 228H83V229H82ZM85 228H86V229H85ZM96 228H97V227H96ZM124 228H125V227H124ZM208 228H210V227H208ZM208 228H207V229H208ZM216 228H217V227H216ZM4 229H6V232H7L8 236L10 235V239H12V238H11V237H12L11 234H13V233L10 232V231H8V228H6V226H5ZM20 229H21V230H20ZM65 229H66V228H65ZM77 229H78V230H77ZM84 229H85V230H84ZM111 229H112V228H111ZM111 229H110V230H111ZM70 230H71V229H70ZM118 230L116 229L117 232H116V231H115V232L118 233V232H119ZM127 230H128V228H127ZM127 230H126V229L124 230V231H126V232H123V231H122V232L124 233L123 236L125 235V233H127V234H129L130 236H126V237H128V240H131L132 238H134V235L131 236V235L133 234V232H130V233H129ZM80 231L83 232V233L79 234ZM84 231H85L87 234L84 233ZM105 231H106V232H105ZM105 231H104V229H103L102 233L104 232V233H103L104 235L107 233L108 237H107L106 239H110V237H109L110 235H111L112 238H113L114 233H115L113 230H111V231L113 232V234H112L111 231L109 232V227H108L107 230L105 229ZM206 231H207V230H206ZM212 231H214V230H212ZM6 232H5V230H3V233H2L3 235H2V234H1L2 236L0 235V238H1V242H0V243H3V244H4V241H5V244H7V242L9 241V244H12V245L14 246L15 244H14V240H13V239H12L13 242H12V241L10 242V240H9V239H6V238H5V240H4L3 236L5 237ZM9 232H10L11 234H10ZM108 232H109V233H108ZM209 232H211V230H210ZM31 233H33V235L36 234V233L34 234V232H31ZM88 233L91 235V238L88 236ZM206 233H207V232H206ZM7 234H6V237H8ZM118 234H119V233H118ZM118 234H115V236H114L115 238H113V239L115 240V241L113 240L114 242L111 241L112 238H111L109 241L107 240V242H105L106 245H108L109 243H110L111 245H114V246H113L114 248L111 247V248L113 249V251H114V250H118V251H115V254H116V258H115V259H116V260L114 259V262L116 261V264H118V263H119V264H120V263H121V264H134L133 261H132V260H133L132 257L135 255L134 250H133V252H132V254L134 253V255H133V256L131 255L132 257L129 256V257H131V258L127 257L128 260H126V258H125L126 256L121 257L122 259H121L120 257L117 258V255H118V256H121V254H120V255L118 254V253H119V250H121V252L124 253V254H125V252H126V254H128V255L131 254L129 251L126 250L127 247H126L125 244H126L127 240H124V241H125V244H124V243L122 244V245H124V247H125V248H124V249L126 250L125 252L122 251V249H123L122 247H123V246L120 248V245H119V246L117 245V244H118V240H117ZM19 235H20V237H21L22 234L20 233ZM31 235H32V234H30V236H31ZM33 235H32L31 238L36 239L37 235L34 236V237H33ZM56 235H57V233H55V239H56ZM68 235H69V234H68ZM83 235H84V236H87L88 238L86 239V237H84L85 239H83V238H82ZM120 235H121V234H119V236H120ZM77 236H78L79 238H77ZM81 236H82V237H81ZM116 236H117V237H116ZM121 236H122V235H121ZM121 236H120V238H122ZM20 237H19V238H20ZM44 237H45V236H44ZM44 237H43V239H44ZM66 237H67V236H66ZM69 237H70V236H69ZM126 237H124V238L126 239ZM130 237H132V238L130 239ZM192 237H194V238H192ZM19 238H17V240H18ZM31 238H30V240H32ZM124 238H123V239H124ZM189 238H190V239H198V238H199L198 241H200V240H201V241H207V240L209 241V238H211V236L207 233V235L202 236V237H198V238H197V236H192V235H190ZM200 238H201V239H200ZM2 239H3V240H2ZM20 239H21V238H20ZM38 239H39V238L37 237V240H38ZM77 239H78V240H77ZM81 239H83V240H81ZM104 239H105V238H104ZM104 239H103V242H104ZM106 239H105V241H106ZM123 239H122V240H123ZM202 239H203V240H202ZM206 239H207V240H206ZM6 240H8V241L6 242ZM66 240H68V238H66ZM84 240L86 241V243H85ZM119 240H120V239H119ZM122 240H121V241H122ZM2 241H3V242H2ZM19 241H20V240H18V241L15 240V243L18 245V244H19ZM75 241H74V242H75ZM82 241H83V243H82ZM98 241H99V240H98ZM124 241H123V242H124ZM133 241H134V240L132 239L131 242H132L133 245H134V242H133ZM32 242H34V240H32ZM39 242L42 244V247H43V248H42V247H41V248H42V251L44 252L43 254H44V255H47V260H48L49 258H50V259L53 258L52 256L48 258V256H49V252H50L51 249L46 248V246L43 245V242H41V240H38V243H37V241H36V244H35V245L38 244L37 246L40 247L41 244H39ZM101 242H102V241H101ZM119 242H120V241H119ZM131 242H130V243H131ZM91 243H92V241H91ZM94 243H96V244L94 245V248H93L94 250H96V248H98V247H97V246H98L97 244H99L100 247H104V246H106L104 243H103L104 246H103L102 243H101V244H100V243H97V240H96L95 242H93V244H94ZM107 243H108V244H107ZM113 243H115V244L117 245V249H116V245L113 244ZM121 243H122V242H121ZM132 243H131V244H132ZM3 244H2V245H3ZM5 244H4V245H5ZM85 244H86V245H85ZM88 244H89V243H88ZM110 244H109L108 246H111ZM2 245H1V247L4 246V245H3V246H2ZM7 245H8V244H7ZM12 245H8V246H12ZM13 246H12V247H13ZM37 246H34V247H36V248H34L33 246H30V247H33V248H34V249L31 248V250H34V251H33V254H34V255H36V256H37L38 254L40 255L39 257H37V258L40 260V257H41V258H42V257L44 258V256H43V254H42V256H41V253H42L41 248H40V250H39L41 253L38 252ZM74 246H75V243H74ZM108 246H106V247L108 248V251L110 252V250H112V249L109 248ZM207 246H208V245H207ZM207 246H206V244H205V247H206V248L204 247V248L202 249V250L204 251V252L202 251V252L204 253V254H202V255L205 256V257H206V255H208V254H207V253H209L208 251H209L210 249H211V250L214 249V247H215L213 244H210L209 247H207ZM210 246H211V247H210ZM72 247H73V244H72ZM75 247H78V245L75 246ZM75 247H73V248H75ZM80 247H81V246H80ZM100 247L96 250V254H95V252H93L94 250H92V252H93V254H94L93 257L98 256V254H99L98 259H99V257H101L100 254H102V253H98V250L101 251V248H100ZM106 247H104V249H106ZM132 247L134 248V246H132ZM132 247H131V248H132ZM23 248H24V247H23ZM23 248H22L23 251L21 250L20 253H19V254L21 255V253L23 252L22 255H21V257H20L21 261H22V260H24V262H26V260L29 261V260H28V257H29V259H30L29 262H31L30 264H33V263H36V262L38 263V262H39V260H38L37 258H35V259L33 258V257H35V256H33V254L29 253V252L27 251V249H23ZM73 248H72V249H73ZM118 248H120V249H118ZM207 248H208V249H207ZM5 249H6V248H5ZM9 249H11V248H7L6 251L8 252ZM104 249H103V250H104ZM109 249H110V250H109ZM206 249H207V250H206ZM211 250H210V251H211ZM106 251H107V250H106ZM113 251H112V252H113ZM30 252H31V251H30ZM34 252H35L36 254H35ZM104 252H105V250L103 251V253H104ZM109 252H106L107 255H105V256H107V257H104V256H103V257H104V258H107V259H108V257H110V264H115V263L112 262V261H113V258L111 257V255L108 256V253H109ZM127 252H129V253H127ZM53 253H54V252H53ZM89 253H90V258H91L92 260H93V259L96 260V257H95V258H92L91 256H92L93 254L91 255V252H89ZM89 253H86V254H87L86 257H89V256H88ZM110 253H111V252H110ZM205 254H206V255H205ZM202 255H200V256L202 257ZM201 257H200V258H201ZM205 257H204V258H205ZM11 258L13 259L14 257H11ZM14 259H16V257H15ZM14 259H13V261H12V260L9 261L8 259H6V260H4V261H6V262H4V263L9 264L8 262H12L11 264H14V263H13V262H15ZM18 259H19V257L17 256V259H16L17 262H19ZM20 259H19V260H20ZM101 259H102V258H101ZM107 259H106V260H107ZM120 259H121V260H120ZM124 259H125L126 261H125ZM129 259L131 260L132 263L129 262ZM202 259H203V258H202ZM36 260H37V261H36ZM99 260H100V259H99ZM102 260H103V259H102ZM102 260H100V261L97 260V261L100 262V263H103L104 260H103V262H101ZM117 260H118V261H117ZM119 260L122 261L123 263H122V262H119ZM198 260L201 261V259H198ZM35 261H36V262H35ZM40 261H41V260H40ZM190 261H192V262H190ZM200 261L197 262V260H196V262L199 263V264H200ZM41 262H42V261H41ZM43 262H44L43 264H45V263H46V264H47V263H48V264H51V262H53V261H51V262H50V261H48V262H47V261H46V262L43 261ZM89 262H90V264H91V262H92V264H93V261H89ZM94 262H95L94 264L97 263L96 261H94ZM107 262L109 263V261H107ZM117 262H118V263H117ZM125 262H126V263H125ZM127 262H128V263H127ZM196 262H193V260H192L191 258L189 259V264H197ZM53 263H54V262H53ZM108 263H106V264H108ZM15 264H19V263H15ZM83 264H89V263H83Z\"/></svg>", "mask_w": 264, "mask_h": 264}, {"label": "crops", "instance_id": "crops-1", "mask_svg": "<svg viewBox=\"0 0 264 264\" xmlns=\"http://www.w3.org/2000/svg\"><path fill=\"white\" fill-rule=\"evenodd\" d=\"M242 1H243V0H242ZM221 2H222L221 0H219V1L217 0L216 3H215V5H213V6H211V7H208V8L205 10V12H208V15H209V13H213V12H214V13L216 12L215 14L219 13V12H217V11H219V10H218V8H216V5H217V6H220L219 8H221V7H222V6H221V5H222ZM239 2H240V3H239ZM243 2H244V1H243ZM243 2H241V0H238V2L235 0V4L237 5V7H236V5H235V7L238 8V7H239V4H240V6H241V4L244 5ZM237 3H239V4H237ZM166 5L172 7V1H171V0H166ZM242 7H244V6H242ZM214 8H216V9L213 10ZM222 8H223V7H222ZM239 8H241V7H239ZM216 10H217V11H216ZM223 10L225 11L226 9L224 8ZM223 10H220V12L223 11ZM224 11H223V12H224ZM226 11H227V10H226ZM237 12H238V11H237ZM235 13H236V11H235ZM235 13H234V17H233L232 24H231L230 27H229L231 30L228 28V29H229V31H228L229 33H227L226 28H224L225 24H222V23H224V21H223L220 17H218V18H219V20L221 19V20H220L221 22L223 21L222 23H221L218 19H216L217 17H211V18H210V17L208 16L211 20H212V18L214 19L213 23L211 22L212 24H211L210 27H209V28H211V29L208 28L209 33H211V35H212V37L210 36V38H207V37L205 38V37H204L205 35L202 34V33H203L202 30L199 29V25H201V27L204 26L203 28H205V27L207 26V25H206L207 23H208V25H209V22H207V21H209V20H208V18L206 17V16H207L206 13L203 14V15L206 14V16H204V17L202 16V17L199 18V19H200L199 21H201V23L198 21V18H197V17H196L197 20H195V19H191V18H190V20H189V19H188L189 17H187V19L189 20V23H186V21H185V23L183 22V24H179L180 26H179V25H178V26L175 25V27H174V29L176 30V31H175V32H176V33H175V38H177V39L179 38L178 40H180V41H179L178 44H180V42H181V44H180L179 46H177V48L179 47V49L176 50L177 52H179V53H177L178 59H179V61H180V62L178 63V66H180V67L182 66V67H183V68L181 67V69H180V71L183 69L181 72H180L179 70H178V71L180 72V74L182 73L181 75H182V77H184V79L181 77L182 79H180V81L176 80V81H173V82H168V85H172L171 83H173V84H175V83H176V84H179V83L181 82V83H180V84H181L180 86L182 87L181 89L184 90V91L182 90V91H183L182 94L184 93L182 96H183V97L185 96V89H186V90H187V91H186V94L188 95L187 98L189 99V103L187 102L186 107L191 103V101H192V96L195 94V93H194V94H193V93L191 94L190 92H194V89L199 88V87H200V88H203V87L205 88V86H208V87H209V85L214 86V87L210 86L209 88H210V90H211V87L214 88V89L217 88L216 90H213V89H212V91H214V93H216L215 91H219V94H217V95L215 94V95H216V98L219 97L218 95H220V92L222 93V95H220V96L223 97V96L227 93V91H228V93H227L228 95L226 94V95H227V98H228V96H229V91L231 92L232 87H233L232 85L234 84V81L232 80L233 78H231V81H233L232 84H231V83H227L226 81H229L228 79H229V77H230L231 75L237 77V74L240 73V72H242V73L244 72V74H245V73L247 72V68L250 67V64L252 63V61H251V63H250V62H249L250 59H249V61H248V58L246 59V57H247L246 54H248V53H246V52H247V50H249V48H248V42H247L246 40H247V38L249 39V37L246 35V34H247V31H246V30H243V31H242V28H243V27L241 28V25H242L243 23H242L241 21H242L243 18H242V19L240 18V17H241L240 14H239L240 12L237 13V14H239L238 16H237V14H235ZM215 14H214V15L212 14V15L215 16ZM225 14H226V13H225ZM225 14H224V15H225ZM221 15H222V14H221ZM217 16H220V15H217ZM235 16H236L237 18H236ZM239 16H240V17H239ZM201 18H203V19H205V20L202 21L203 19H201ZM238 18L241 19V20H239ZM187 19H186V20H187ZM235 19H236L237 21H236ZM192 20H193V21H192ZM206 20H207V21H206ZM238 20H239L240 22H238ZM195 21H196V22H195ZM205 21H206V22H205ZM194 22H195V23H194ZM204 22H205L206 24H205ZM235 22H236V23H235ZM193 23H194V24H193ZM198 23H199V24H198ZM203 23H204V25H203ZM233 23H234V24H233ZM241 23H242V24H241ZM184 24H185V25H184ZM215 24H216V25H215ZM217 24H218L219 26H218ZM182 25H183V26H182ZM186 25H187V26H186ZM191 25H192V26H195V25H196V26H195L196 28L194 27V29H196V31L192 28ZM223 25H224V26H223ZM189 26H190L191 28H190ZM232 26H233V27H232ZM238 26H239V27H238ZM242 26H243V25H242ZM255 26H256V24H255ZM255 26H254V27H255ZM185 27H186V28H185ZM188 27H189L190 29H193V32H192V30L190 31V29H189L188 31H190V32L187 33V32H188V31H187ZM207 27H208V26H207ZM218 27L220 28V30H219ZM222 27H223L224 29H223ZM257 27H258V26H256V28H257ZM179 28H180L181 30H180ZM183 28H184L186 31H185ZM235 28H236V29H235ZM256 28H254V30H256ZM178 29H179V30H178ZM182 29H183L184 31H183ZM212 29H213V30H212ZM218 30H219V31H218ZM178 31H179V32H178ZM203 31H204V30H203ZM214 31H215V32H214ZM245 31H246V32H245ZM183 32H184L185 34H184ZM198 32H199V33L201 32V33L199 34ZM204 32H205V31H204ZM222 32H223L224 34H223ZM233 32H234V33H233ZM244 32H245V33H244ZM182 33H183V35H182ZM186 33H187V34H186ZM194 33H195L196 35H195ZM214 33H215V34H214ZM238 33H239V34H238ZM190 34H191V35H190ZM201 34H202V35H201ZM225 34H226V36H227V34H230V40L227 39L226 37H223V38H222V35L225 36ZM234 34H236V35H234ZM203 35H204V36H203ZM232 35H233V36H232ZM239 35H240V36H239ZM248 35H249V34H248ZM191 36H192V37H191ZM202 36H203V37H202ZM214 36H215V37H214ZM246 36H247V37H246ZM182 37H183L185 40H184ZM198 37H199L201 40H200ZM240 37H241V38H240ZM245 37H246V38H245ZM192 38H193V39H192ZM202 38H204V39H202ZM217 38H218V40H217ZM221 38H222V39H221ZM224 38H226V39L228 40V42H227L226 39H224ZM244 38H245V39H244ZM191 39H192V40H191ZM194 39H195L196 41H195ZM197 39H198L199 41H198ZM205 39H206V40H205ZM231 39H232V41H231ZM241 39H242V40H241ZM190 40H191V41H190ZM214 40H217V41H214ZM219 40H221V41H219ZM238 40H239V41H238ZM193 41H194L195 44H196V42H197V45H196V46L194 45ZM212 41H213V42H212ZM190 42H191V44H190ZM199 42H201V43L199 44ZM214 42H215V43H214ZM221 42H222V43H221ZM224 42H225V43H224ZM246 42H247V43H246ZM223 43H224L225 45H224ZM198 44H199V46H198ZM226 44H227V45H226ZM182 45H183V46H182ZM186 45H187V46H186ZM191 45H192V47H191ZM200 45H202V46H200ZM212 45H213V46H212ZM214 45H217V46H214ZM219 45L222 46L223 51H222L221 49H218V50H212V52L209 54V50H208L209 48H210V49H217L218 47H220ZM155 46H156V45H155ZM185 46H186V47H185ZM188 46H189V47H188ZM193 46L196 47V48H194ZM197 46L199 47L200 50L197 49V48H198ZM204 46H205V47H204ZM183 47H184V48H183ZM214 47H215V48H214ZM225 47H226V48H225ZM205 48H208V49H205ZM238 48H239V50H238ZM241 48H242V49H241ZM246 48H247V49H246ZM156 49H157V50H156ZM181 49H182V50H181ZM193 49H194V50H193ZM180 50H181V52H180ZM187 50H188V51H187ZM206 50H207L208 53H205V52H204V51H206ZM219 50H220V51H219ZM227 50H228V51L230 50V51L228 52ZM232 50H233V51H232ZM237 50H238L239 52H238ZM240 50H241V51H240ZM155 51H156V53H157V54L155 53L156 55H158V53H160V54L163 53V55H164V60L166 59V57H167L168 54H166L165 51H163V50L157 48V46L155 47ZM157 51H159V52H157ZM196 51H198V52H196ZM225 51H227L226 53H228V54L230 55L231 58L228 57L229 55L226 54ZM244 51H245V52H244ZM219 52H220V53H219ZM222 52H223V53H222ZM243 52H244V53H243ZM186 53H187V54H186ZM195 53H196V55H195ZM199 53H200V54H199ZM202 53H203V54H202ZM230 53H231L233 56H232ZM233 53H234V54H233ZM184 54H186V56H185ZM191 54H192V55H191ZM198 54H199L200 57L198 56ZM206 54H207V55H206ZM236 54H237L238 56H237ZM244 54H245V55H244ZM181 55H182V56H181ZM201 55H202V56H201ZM208 55H209V56H208ZM222 55H223V56H222ZM224 55H225V56H224ZM189 56H190V57H189ZM191 56H195V57H191ZM197 56H198L199 58H198ZM215 56H216V58H215ZM218 56H219V57H218ZM244 56H246V57H244ZM224 57H225V58H224ZM232 57H233V58H232ZM235 57H236V59H235ZM167 58H168V57H167ZM185 58H186L187 60H186ZM195 58H196L197 60H196ZM200 58H202V59H200ZM209 58H210V60H209ZM218 58H219L220 60H219ZM237 58H238V59H237ZM243 58L246 59V60H243ZM180 59H181V60H180ZM184 59H185L187 62H186ZM189 59H190V60H189ZM192 59H193V60L195 59V60L193 61ZM222 59H224V60H222ZM234 59H235V63H236V61H238V62L236 63L237 65L234 63ZM239 59H240V60H239ZM166 60H167V59H166ZM182 60H183V61H182ZM201 60H202V62H201ZM216 60H217V61H216ZM226 60H227V61H226ZM189 61H190V62H189ZM221 61H222V62H221ZM244 61H245V63H244ZM247 61H248V62H247ZM192 62H193V63H192ZM204 62H205V63H204ZM214 62H216V63H214ZM217 62H218V63H217ZM219 62H221V63H219ZM223 62H224V63H223ZM229 62H230V63L232 62V63L230 64ZM239 62H241V64H240ZM228 63H229V64H228ZM238 63H239V64H238ZM180 64H181V65H180ZM186 64L189 65V66H190V64H191V66L193 67V68L191 67V68L193 69V71L196 70L194 73H197V72H198L197 74H199V73L202 74V76L205 78L204 81H205L206 83H207L208 80H210V81H208L209 84H208V85H205L206 83H203V81H201V77H199L200 74L198 75V78H196L197 75L195 76V75L192 73V69L189 70V72L191 71V73H188L187 71H188L189 68H187ZM199 64H200L201 66H200ZM211 64H212V65H211ZM218 64H219V65H218ZM222 64H223L224 66H223ZM197 65H198V66H197ZM221 65H222V67H220ZM228 65H229V66H228ZM238 65H239V66H238ZM184 66H186V67L184 68ZM207 66H209V67H207ZM210 66H211V68H212V67H213V68L211 69ZM218 66H219V67H218ZM226 66H227V67H226ZM230 66H231V67L233 66V67H232L233 69H232ZM180 67H178V68H180ZM215 67H216V70H214ZM228 67H229V68H228ZM235 67H236V68L238 67V68L236 69L237 71L235 70ZM167 68H168V69L165 71V75H168L169 73L172 72L171 67L167 66ZM195 68H196V69H195ZM227 68L229 69V70H228L229 73L227 72ZM260 68L263 69L264 67L261 66V64H260ZM170 69H171V71H170ZM217 69H218V70H217ZM221 69H222V70H221ZM223 69H224V70H223ZM230 69H231V70H230ZM261 69H260V72L263 74V73H264V72H263L264 69H263V70H261ZM185 70H186V71H185ZM204 70H205V71L207 70L208 72H207V71L205 72ZM178 71L176 70V72H178ZM213 71H214V72H213ZM231 71H232V72H231ZM168 72H169V73H168ZM179 72H178V74H179ZM183 72H184V73L187 72V74L190 75V76H191V74H193V75L195 76L196 79H200V81L204 84V85L202 84L203 87H201V84L199 85V87H198V86H197V87H194V86H196V84L198 85V83H200V81L198 80V82H197L196 84L193 82V83L195 84V85H193V83L191 82V81H192V78H193V75H192V76H191L192 78H188V77H187L188 79L191 80V81L189 80V82L192 84V87H194V89H191V88H192V87H191V84L188 83V79H187V81H186V78H185L186 76H184L185 74H184ZM202 72H203V73H202ZM224 72H226V73H224ZM234 72H235V73H234ZM223 73H224V74H223ZM233 73H234V74H233ZM183 74H184V75H183ZM208 74H209V75H208ZM220 74H221V75H220ZM235 74H236V75H235ZM188 75H187V76H188ZM204 75H205V76H204ZM217 75H218V76H217ZM190 76H189V77H190ZM228 76H229V77H228ZM203 77H202V79H203ZM212 77H213V78H212ZM226 77H228V78H226ZM236 77H235V80H236ZM223 78H224V79H223ZM206 79H207V80H206ZM215 79H216V80H215ZM182 80H185V81H182ZM194 80H195V79H194ZM213 80H214V81H213ZM231 81H230V82H231ZM174 82H175V83H174ZM178 82H179V83H178ZM186 82H187V84H189V87H190V88H189L188 86H186V88H185V86L183 87V83H184V85H187ZM195 82H196V80H195ZM217 82H218V83H217ZM210 83H211V84H210ZM215 83H216V84H219V83H220V84H219V85H213V84H215ZM222 83H223V84H222ZM220 85H221V86H220ZM223 85H225V86H223ZM217 86H218V87H217ZM219 86L222 87L221 90H218V88H220ZM187 87H188V88H187ZM208 87H207V88H208ZM225 87H226V88H225ZM184 88H185V89H184ZM200 88L198 89L199 91H201ZM227 88H228V89H227ZM188 89H191L192 91H191V90L188 91ZM196 90H197V89H196ZM207 90H209V89H207ZM224 90H225L226 92H224ZM199 91H196V92H198V94H199V93H202V92H199ZM202 91H204V90L202 89ZM205 91H206V90H205ZM205 91H204V92H205ZM212 91H211V92H212ZM187 92H188L189 94L192 95L191 98H189L190 96H189V94H188ZM206 92L208 93V91H206ZM206 92H205V93H206ZM211 92H209V93L211 94ZM205 93H204V95H202L204 98H205V95H206ZM214 93H213V94H214ZM224 93H225V94H224ZM202 94H203V93H202ZM213 94H212V95H213ZM223 94H224V95H223ZM212 95H211V96H206L207 99H204L203 97L200 98L201 95H199L200 97H199L198 95H195L196 97L198 96V97L201 99L200 102H201V101L203 102V103L201 102V105H203V106H202V108L199 109V110H200L203 114H205V112H206L207 116H208V114H210V113L207 112V111H210V109L212 108V105L215 104V103L217 102V101H216L217 99L214 100V101H216V102L213 101V98H215V97H213V96H215V95H213V96H212ZM226 95H225V97H223L224 100H225V98H226ZM217 96H218V97H217ZM183 97H181V98H183ZM185 97H186V96H185ZM208 97H209V98H208ZM210 97H211V98H210ZM212 97H213V98H212ZM227 98H226V99H227ZM183 99H184V98H183ZM183 99H182V100H183ZM208 99H209V100H208ZM219 99H220V98H219ZM223 99H222V100H223ZM184 100H185V99H184ZM184 100H183V101H184ZM206 100H207V101H206ZM183 101H181V102H183ZM186 101H188V100H186ZM210 101H211V102H210ZM184 102H185V101H184ZM184 102H183V103H184ZM205 102H207L208 104H211V105H210L211 107H209L210 109L208 108V104H207V103L204 104ZM212 102H213V103H212ZM216 104H217V103H216ZM204 106H207V107H206V108L208 109V110L206 109L207 111L205 110V107H204ZM213 106H214V108L217 109L216 105H213ZM200 107H201V106H200ZM187 109H188V107H187ZM187 109L185 108V110H187ZM202 109H203L205 112H204ZM200 111H198V112H200ZM215 113H216V110H215ZM208 117H209V118H208ZM208 117H206V118H208V119L210 120L211 115H209ZM206 118L204 119V125H205V127H206L207 129H209V128H213L214 125L217 124V125L215 126V128H214L215 130L212 129V130H211V133L209 132L210 134H209L208 132H206V133L209 134V135L207 134L208 137H209L210 135H213V136H218V137H220V138L222 139V137H221V136H222V135H221V131H220V133H219L218 131H216V130L218 129V128H216V127H219L220 124H221V122H220L221 117H220V116L218 117V118H219V119H217L218 121H216L215 119H213L212 121H207L208 119L206 120ZM152 120H154V119H152ZM152 120H151L150 124H148V126H152V125H153L152 123H153L154 121H152ZM130 121H131L132 123H131ZM139 121H140L139 119H137V121H135V119H133V121H132V120H127V121H126L127 123L130 122L131 125H129L128 128H130V129L132 130V134H134V135H135V130H136V128H137L138 125H139ZM206 121L209 123V124H208L209 127H207L208 125L205 124ZM213 121H214V123H216V122H220V123H216V124H213V125H212V122H213ZM215 121H216V122H215ZM210 122H211V123H210ZM136 124H137V125H136ZM218 124H219V125H218ZM191 125H192V124L190 123V124H189V130H191V131H189V133H190L191 135H192V134L195 135L194 132H193V129H190V128H192ZM126 126H128V125L126 124ZM199 126H200V124H199ZM156 128L159 130V127H156ZM156 128H154V130H155ZM157 129H156V130H157ZM156 130H155V131H156ZM219 130H220V128H219ZM212 131H213V132H212ZM215 132H216V134H215ZM217 132H218V134H217ZM159 133H160V131H159ZM159 133H157V134H158V137H156L157 134H156V132L153 131V134H152L153 137H152V138H153V139L156 138V139H154V140L151 141V143H152L151 146H153V144H154V147H155L156 150L154 149V147H151V150H150V153H151V154H150V153L148 154V153L145 151L142 155L137 156V155H136L137 152H136V149H135V151L133 152L135 155H129V154H133V153L130 152V151H132V149H134V147H132V146H130L129 149H128V150H130L129 153L126 152L129 156H131L130 158H132V157L134 156V160H135V159L137 160V157H138V159H140V157L142 156L141 159L138 160V161H140V164L142 163V158H143L144 155H145L144 159L146 158V159H145L146 162H145V160L143 159L145 164H144V163L142 164V168H141L142 170H143L144 168H145V169L149 168V167H148V165H149L148 163H150V165H151V166L149 165L150 168L147 169V170H149V171H147V172H146V170H145V171H144V170L142 171V172H144V174H146V175L144 176L143 180H142V181H143V182H142L143 192H144V194H146V195H144L145 197H149L150 194H152V186L149 185V184H150V182H149V181H150L149 177H150V175H151V174H150V170L152 171V168L155 167V165H158L159 163H160V164H163L164 166H166V164L164 163V160H163V159H164L163 157L167 156V153L165 152V150H166V146L164 147V144L166 145V142L164 141L165 137H163L165 134L162 132V133H160V134H161V135L164 134V135H163V136H160ZM189 133H188L189 144H190V145H192L193 143L195 144V146H194V144L192 145V146H193V150H194L195 148H197V147H198L199 149L202 148L201 146H199L198 144H196V143L194 142V140H192L193 142L190 141L191 139H194V136L192 135L193 137L190 138V137H189V135H190ZM212 133H213V134H212ZM154 134H155V135H154ZM197 134H198V133H197ZM213 136H212V137H213ZM160 137H162V138H160ZM203 137H204V136H203ZM127 138H128V140H129V141H128L129 143L132 142V140H133L132 138H129V137H127ZM127 138H126V141H127ZM198 138H199V137H198ZM204 138H205V137H204ZM209 138H210V137H209ZM157 139H159V140H157ZM161 139H163V140H161ZM221 139H220V140H221ZM154 141H155L156 143H155ZM160 141H161V142H160ZM182 141H184V140H182ZM128 142H127V143H128ZM153 142H154V143H153ZM158 142H159V143H158ZM157 144H160V146H161V145L163 146V147H162V146H161V147H162V149H163V151H164L165 153H164L163 151H161L160 146L157 145ZM155 145H156L157 147H159V148H157ZM197 145H198V146H197ZM196 146H197V147H196ZM131 148H132V149H131ZM198 148L196 149V150H198L197 152H196L195 150L193 151L192 149L189 150L191 153L188 151L189 154L187 153V155H188V156L190 155V156H192V157H193V155H198V154H199V153H198V152H199V149H198ZM152 149H153L154 151H152ZM157 149H158V150H157ZM164 149H165V150H164ZM104 150H105V149H104ZM126 150H127V149H126ZM200 150H201V149H200ZM105 151H106V150H105ZM151 151H152V152H151ZM158 151H160V153H159ZM192 151L194 152V154H193ZM162 152H163L165 155H163ZM156 153H157V154H156ZM103 154H104V153H103ZM154 154H155V155H154ZM158 154H160V155H158ZM161 154H162L163 156H162ZM192 154H193V155H192ZM135 156H136V157H135ZM146 156H147V157H146ZM157 156H158V157L161 156V157L163 158V159L161 158L162 161H163V163H161L162 161H161L160 157H159V159H160V161H159V159H158ZM190 156H189V157H190ZM153 157H154L155 159H154ZM151 158L154 159V160L152 159L153 162H152ZM165 159H166V157H165ZM155 160H156L157 163L155 162ZM138 161H137V166L135 165L136 167H139V166H140V164H138ZM147 161H148V162H147ZM158 161H159V162H158ZM154 162H155L156 164H155ZM135 163H136V162H134V164H135ZM151 163H153L154 165H152ZM147 164H148V165H147ZM160 164H159V166H160ZM143 165H144V166L146 165V166L143 168ZM163 165H162V166H163ZM152 166H153V167H152ZM159 166H158L157 168H159ZM164 166H163V167H164ZM146 167H147V168H146ZM184 167H185V166H184ZM155 168H156V167H155ZM160 168H162V167L160 166ZM164 168H165V167H164ZM187 168H188V164H187ZM136 169H137V168H136ZM148 173H149L150 175H149ZM147 174H148V176H147ZM147 177H148V179H147ZM145 179H147V180H149V181L146 182ZM144 182H145V183H144ZM147 183H148V184H147ZM146 184L149 185V186H147ZM74 185L76 186L77 184H74ZM145 185H146V186H145ZM125 186H126V185L124 184V188H123V189H124V194L127 192V191H126L127 188H125ZM144 186H145V188H144ZM147 189H148L150 192H149V191H148V193L145 192ZM149 193H150V194H149ZM125 199L127 200V197H126ZM126 200H125V204L128 203V201H126ZM125 207H126V209H127L128 206L125 205ZM126 209H125L126 212L121 216V220H123L124 218H126V220H127V218H128V213H127V210H126ZM83 213H86V215H87L88 212H83ZM126 213H127V215H126ZM80 214H81L82 216L84 215V214H82V213H80ZM88 215H89V213H88ZM89 216H90V215H89ZM123 216H124V217H123ZM134 218H135V216H134ZM134 218H133V220L135 221ZM124 220H125V219H124ZM124 220H123V221H124ZM85 221L88 222L87 219H86ZM85 247H87V246H85ZM85 247H84V248H85ZM89 247H90L91 249H93L94 244L92 243V246H91V243H89V244H88V248H89ZM90 248H89V249H90ZM91 249H90L89 252H91ZM87 250H88V249H87ZM86 252H87V251L85 250V253H86ZM78 253H79V252H78ZM91 257L93 258V256H91ZM91 261H92V259H91ZM93 263H95V262H93Z\"/></svg>", "mask_w": 264, "mask_h": 264}, {"label": "flooded vegetation", "instance_id": "flooded-vegetation-1", "mask_svg": "<svg viewBox=\"0 0 264 264\" xmlns=\"http://www.w3.org/2000/svg\"><path fill=\"white\" fill-rule=\"evenodd\" d=\"M187 1H188V2H187ZM187 1H186V2H185V0H184V1H183V0L180 1V4H181V6H182V10H183V13H184V17H185L184 21H186V18H187L186 16H188V15H185V14H187V12L190 13V14L192 13V12L189 11V10H192V11L196 10V9H194V7L191 6V4H190V6H189V3H191V2H190L189 0H187ZM203 1H205V0H201V1H200V4H201V5H199V9H200V10L197 9L196 11H194V12H193L194 14L192 13V14L194 15V17L189 16L190 18L192 17V18H195V19H196V17H200V16L202 17L201 14L204 13L203 11L206 10L208 7H211V6H213V5L215 4V3L211 2L212 5H210V3H209L210 0H206L207 3L205 4V2H204V4H205V5H204V4H203ZM183 2H184V3H183ZM214 2H215V0H214ZM185 3H186V4H185ZM207 4H209V5H207ZM186 5L189 6V7H187V9L189 8L188 10H187L186 7H185ZM200 6H202V7L204 6L203 8L201 7L203 10L200 8ZM205 6H206V9H205ZM190 8H191V9H190ZM192 8H193L194 10H193ZM195 8H197V7H195ZM198 10H199V11H198ZM197 11L200 12V14L197 13ZM185 12H186V13H185ZM195 13L197 14L196 17H195V15H196ZM190 14H189V15H190ZM192 14H191V15H192ZM158 55H162V54H158ZM197 135H198V134H197ZM190 136H191V135H189V137H190ZM199 136H200V134L198 135V137H199ZM164 137H165V136H164ZM185 137H186V136H185ZM196 137H197V136H195V138H196ZM214 137H215V138H214ZM199 138H200L201 140H204L203 136H200ZM218 138H219V137L213 136V139H214V140H213V139L211 140V141H212V145L210 144V143H211L210 141H206V142H207V143H206V142H202V141L200 140V142L202 143V144H200V145L203 146V144H204V146H206L205 144H208V146L210 147V149H212V148L215 149L214 147L216 146L215 151H213V152H216V151H218L217 149H218V146H219V139H218ZM205 139H206V138H205ZM215 142L218 143V144H215ZM214 144H215V146L213 147ZM208 146H207V147H208ZM209 147H208V148H209ZM211 147H212V148H211ZM208 148H207V150H210V149H208ZM166 153H167V155H169L167 149H166ZM166 158H167V157H166ZM166 162H167V159L164 160V163H165V164H166ZM169 165H171V164H169ZM169 165H168V166L166 165V166H167V168L165 167L166 169H165V168H152L151 175H150V181H149V182H150V185L152 186V188L155 189V190L152 191L153 193H152V195H150L149 197L142 196V198H140V199L138 200V201H141L142 203L139 202V204L137 205V208H136L137 213H136V215H134V216H135V217L137 216L135 219H138V220L135 221V223L137 222V223L139 224V222L141 221V223L143 222L145 225H142L143 223H142V224H139V225L136 223V224L138 225L137 228H139L140 226H141V227L144 226V227H143V229L140 227L139 230H137V231L135 230V229H137V228H134V230H135L136 232H135V231H132L134 235H135V233L137 234V232L139 233V234H137L136 236H134V237L136 238V239H134V242L137 241V243L134 244V248H135V250L137 251V253H138L140 256H138V255L136 254V251H135V250H134V251H135V257H136V255H137L139 258H141V259H139V258L137 257V258L139 259V260H138L137 258L134 259V256H133L132 258L134 259V261H133L134 264H136V263H137V264H139V263H140V264H141V263L143 264L142 257H143V259H145V260L147 259V260H148V261H146L148 264H189V263H188L189 260H188V262L186 261V260H187V259H186V256L188 255L187 253H190V252H187L188 250L190 251L191 249H194V248H195V249H196V252L193 250L194 252L191 251L190 254H191L192 257H194V255H195V253H196V255L199 254V255H197V257H199V256L202 254V249H203V247L205 246V244H211V243H212V242H210V241H201V243H200V242L198 241V239H191V240H190L189 236H190V235L194 236L196 233L199 234V235H198V234L195 235V236H197V237H198V236H199V237H202V236L207 235V233H206V234L204 233V232H205L204 229H207V228H206L207 225L210 226V223L212 222V220H213L212 218H213V216H214L213 213H211V212L209 213V211L206 210L207 206L209 207V205H207V204H208L207 202L209 201L210 206L215 205V204H212L211 202L214 201L213 199H214V198H217V197L214 196V198H213L212 196H207V195L205 196V194H203V193H206V194H207L208 192L203 191V189L205 188L204 186H202V187L199 186V188H198V186H194L195 189L198 188V190L200 191L199 194H198V196H196L195 198L193 197L194 200H195V202H196V204H197V206L195 207V209L198 208V207H199L198 209H200V208L202 209V208H203V204H204V203H202V201H203V202L207 203L206 206L204 205L205 212L208 211L207 213H209L211 216H209V214H205V213H204V214H205V216H204L205 221L203 222L202 220H204V219H201V217L203 216V215H202L203 212H201V215H199V214H200V211H202V210L204 211V208H203L202 210H198V209H196V210H195V214H194L195 216L193 215V217H191V216L188 217V214L190 215V211L185 212V211H187L186 208H188V210L192 208V207L189 208V205H190V204L187 203V202H189L188 200H189V198H190L189 194H186V192H187V193H190V191H189L190 189H188V188H190V185H188L189 187L187 188V184L190 183V181H191L190 178H194V177H198V175H202V173H201V172H202V171H201L202 169L200 168V173H199V171H198L199 168H196L197 171H194L193 168L190 169V170H192L193 172L190 171L189 168H188V169H187V168H181L180 170H178V169L173 170V168H171V166H169ZM159 169H160V170H159ZM162 169H163V171H161ZM171 169H172V171H171ZM194 169H195V168H194ZM165 170H166V171H165ZM174 171H175V172H174ZM160 172H162V173L164 172V173H163L164 176H163L162 173H160ZM165 172H166V173H165ZM169 172H170V173H169ZM177 172H180V173L178 174ZM183 172H184V173H183ZM188 172H189V173H188ZM194 172H195V173L197 172V173H196V176L193 175ZM159 173H160V174H159ZM167 173H168V174H167ZM173 173H174V174L177 173V174H175V176H174ZM192 173H193V174H192ZM156 174H157V175H156ZM181 174H182V175H181ZM191 174H192V175H191ZM197 174H198V175H197ZM152 175H153V176H152ZM159 175H161V176L159 177ZM172 175H173V178H172ZM178 175L180 176L179 178H178ZM190 175H191V176H190ZM185 176H186V177H185ZM155 177H156V178H155ZM157 177H159V179H158ZM164 177H165V178H164ZM167 177H168V178H167ZM169 177H170L171 179H173V180H170ZM174 177H175V178H174ZM181 177H182L183 180L180 181V178H181ZM199 177H200V176H199ZM162 178L164 179L163 182H164L166 185L168 184V185H167L168 187L171 186V187H170V190H168V189H169L168 187H167L168 189L165 187V188L168 190V192H169V191L171 192V189H172V183H173V184H176V185H177L176 188H178V184H179L178 182H181V183L179 184V185H181V187H179V188L182 189V190H181L182 192L179 191V192H180V193L178 194L179 196H174L175 198H174V197H169L170 199L173 198V199H177V200L174 201V200L171 199V200H172V201L170 200L171 202H170V201L167 202L168 207H167V205L165 206L166 201L169 200V199H167L166 196H165V194H166L167 192L164 193V194H162V193L165 192V190H166V189L164 188L165 184H162V182H161V181H162V180H161ZM176 178H177V181L175 180ZM178 179H179V181H178ZM188 179H189V182H188ZM165 180L168 181V182L166 183ZM171 181H172V182H171ZM174 181H175L176 183H175ZM182 181L184 182V184H182ZM185 181H186V182H185ZM158 182H159V183H158ZM160 182H161V184H160ZM170 183H171V185H170ZM177 183H178V184H177ZM192 183H194V181H191V184H192ZM160 185H164L163 188H164L165 190H164L162 187H161V188H162V189H161V188H160ZM183 185H185V186H183ZM72 186H73V185H72ZM173 186H174V185H173ZM155 187L157 188V190H156ZM174 187H175V186H174ZM192 187H193V186H192ZM192 187H191V188H192ZM194 187H193V188H194ZM159 188H160V189H159ZM186 188H187V189H186ZM158 189H159V191H158ZM201 189H202V191H201ZM155 191H157V193L159 192V193H158L159 196H156L157 193H156ZM188 191H189V192H188ZM184 192H185V193H184ZM201 192H203V193H201ZM154 193H155V194H154ZM209 193H212V192H209ZM168 194H169V193H168ZM168 194H167V197H168ZM182 194H184V195L182 196ZM162 195H163V196H162ZM199 195H200V196H199ZM201 195H202V196L204 195V196H203L204 198L207 197V198H205V199H207V202L204 201V200H202V199H204V198H203ZM160 196H161V197H160ZM152 197H153V198H152ZM156 197H157V198H156ZM164 197H165L167 200H166ZM177 197H179V199H180L182 202H181V201H180V202H177V201L179 200ZM198 197H201V198H202V199L199 198V199H201V202H200V203H201L200 205H202L201 207L198 206V205H199L198 203H199V201H200V200L198 199ZM146 198H149L150 200L147 199V201H142V199H145V200H146ZM154 198H155V199H154ZM159 198H160V199H159ZM161 198H162V199H161ZM193 198H191L190 202L193 201ZM196 198H197V199H196ZM208 198H209V199H208ZM153 199H154V200H153ZM182 199H183V200H182ZM187 199H188V200H187ZM210 199H211V200H210ZM221 199H222L223 202L226 201V199L224 200L223 198H220V200L218 199V200H216V201H214V202H218V201L220 202ZM163 200H164V201H163ZM184 200H185V202H184ZM162 201H163V202H162ZM173 201L175 202V204L179 203L178 205H174V206H177V207H176V209H177V210H176V213H175V210H173V209H175L174 206H173V204H174ZM222 201H221V202H222ZM197 202H198V203H197ZM219 202H218V203H219ZM221 202H220V203H221ZM223 202H222V203H223ZM140 203H141V204H140ZM143 203H144L145 205H144ZM146 203H148V204H146ZM169 203H170V204H169ZM181 203H182V204H181ZM192 203H193V202H192ZM162 204H163V205H162ZM180 204H181V207H182V208L180 207ZM184 204H185V205H184ZM211 204H212V205H211ZM139 205H140V206H139ZM141 205H142L143 207H142ZM153 205H154V206H153ZM160 205H161V206H160ZM187 205H188V206H187ZM170 206H171V208H170ZM172 206H173V208H172ZM178 206H179L180 208H179ZM190 206H191V205H190ZM141 207H142V208H141ZM145 207H146V208H145ZM148 207H150V208H148ZM166 207H167L168 209H169V208H170V209L168 210V209H166ZM138 208H139V209H138ZM140 208H141V209H140ZM143 208H145V209H143ZM152 208H153V209H152ZM154 208H155V209H154ZM178 208H179V209H178ZM142 209H143V210H142ZM156 209H157V210H156ZM171 209H172V210H171ZM184 209H186V210H184ZM140 210H141L142 212H141ZM144 210H146L147 212H145ZM150 210H151V211H150ZM163 210H164L166 213H165ZM179 210H182V211L179 212ZM149 211H150V212H149ZM152 211H153V212H152ZM169 211H170V213H169ZM196 211H198V212L196 213ZM138 212H139V214H138ZM181 212H182V213H181ZM148 213H151V216H150L151 218H150V217H147ZM157 213H158V214H157ZM159 213H160V214H159ZM179 213H181V214H179ZM187 213H188V214H187ZM142 214H143V216H145L144 219H143ZM153 214H154L155 217H156L157 215L159 216V217L156 218V220H158V222H160L161 224H160V223H157V221L155 220V217H152ZM155 214H157V215H155ZM169 214H170V215H169ZM176 214H177V215H176ZM196 214H198V215H196ZM138 215H139V216L141 215L140 217H141L142 219H141ZM149 215H150V214H149ZM164 215H165V216H164ZM173 215H174V218H175V217H179V218H175V219H176L175 221L173 220L174 222L177 221L178 224H176V223H177V222H176V223H174V225H173V221H172V217H173ZM178 215H179V216H178ZM180 215H181V216H180ZM166 216H167V217H166ZM184 216H186L187 218L185 219ZM196 216H197V217L199 216V217L196 218ZM138 217H139L140 219H139ZM146 217H147V218H146ZM163 217L165 218V220H164ZM170 217H171V218H170ZM209 217H211L212 220H211ZM174 218H173V219H174ZM189 218H193L192 221H194V220L196 219L195 222H192V221H191V225H192V227H193V225H196V226H194V227L192 228L193 230H191V229H189V228L187 229V227H189V226H187V220H188V223H189ZM199 218H200V219H199ZM202 218H203V217H202ZM150 219H151V220H150ZM159 219H161V220H159ZM180 219H181V220H180ZM197 219H198L199 221H198ZM206 219H207V221H208V219H210L211 222L209 223L210 220L207 222ZM142 220H143V221H142ZM147 220H148V221H147ZM153 220H154L157 224H156V223H152ZM185 220H186V221H185ZM138 221H139V222H138ZM146 221H147V222H146ZM149 221H150V222H149ZM168 221H171V222H168ZM182 221H183L186 225L183 226L184 223H182ZM197 221H198V222H201V221H202V224H203V223H204V224L202 225V224L200 223L201 225H200V227H199ZM163 222H164L165 224H164ZM205 222H207V223H205ZM192 223H193V224H192ZM208 223H209V224H208ZM212 223H213V222H212ZM150 224H153L154 227H152L153 225H150ZM162 224H163L164 226H161ZM189 224H190V223H189ZM189 224H188V225H189ZM205 224H206V226H204ZM137 225H136V226H137ZM146 225H147L148 227H145ZM156 225H157V227H156ZM159 225H160L161 228L158 227ZM175 225H177V226H175ZM150 226H151V227H150ZM180 226H181V227H180ZM182 226H183V227H182ZM197 226H198V228H200L199 230H200L201 232H199V230L197 229ZM162 227H163V228H162ZM172 227H173V228H172ZM176 227H177V228H176ZM201 227H202V228L204 227V229L202 230ZM185 228H186V229H185ZM144 229H145V230H144ZM165 229H166V230L169 229V230L166 231ZM178 229H179V230H178ZM194 229H195V230H194ZM196 229H197V232H193V231H196ZM147 230H148V231H147ZM184 230H185V231H184ZM186 230H187V232H188V230H191V231H189L188 234H186V233H187ZM162 231H163V232L166 231V232H165L166 234L163 233ZM173 231H175V232H173ZM144 232H145L146 234H144ZM179 232H180V233H179ZM181 232H182V233H181ZM184 232H185V233H184ZM190 232H191V233H190ZM176 233H178V234H176ZM192 233H193V234H192ZM194 233H195V234H194ZM200 233H201V234H200ZM211 233H212V232H211ZM211 233L209 232L208 234L211 236V235H212ZM142 234L145 235V237H146L148 234H149V235H148L146 238H144V236H143ZM168 234H169V235H168ZM185 234H186V235H185ZM140 235H141V236H140ZM149 236H150L151 239H149ZM151 236H152V237H151ZM160 236H161V237H160ZM153 237H154V238H153ZM157 237H159L158 239H160V240H156ZM166 237H167V238H166ZM169 237H170L171 239H170ZM175 237H176V238H175ZM180 237H182V238H180ZM183 237H185V238H183ZM186 237H187V238H186ZM147 238H148L149 240H148ZM163 238H164V239H163ZM172 238H174L173 241H172ZM178 238H180V239H178ZM211 238H212V236H211ZM143 239L146 240L147 242H145ZM176 239H177L178 241H176V244H175L174 241H175ZM184 239L186 240V242H185ZM139 240H141L142 242L139 241ZM170 240H171V242H170ZM188 240H189V241H188ZM192 240H193V242H192ZM88 241H89V240H88ZM148 241H149V243H148ZM212 241H213V238H212ZM140 242L143 243V245H142ZM167 242H168V243H167ZM178 242H179V245H178ZM184 242H185V243H184ZM187 242H188V244H187ZM189 242H190V243H189ZM195 242H196V243H195ZM203 242H204V243L206 242V243L204 244ZM209 242H210V243H209ZM139 243H140V244H139ZM171 243H172V244H171ZM182 243H183V244H182ZM191 243H193V244H191ZM198 243H200V245H199ZM202 243H203V244H202ZM138 244L140 245L141 248L139 247ZM180 244H181V245H180ZM194 244H196V245H194ZM135 245H136L137 247H135ZM145 245H146V246H145ZM177 245L179 246V248L176 247ZM184 245H185V246H184ZM189 245H192V246L190 247ZM198 245H199V246H198ZM201 245H203V246H201ZM173 246H174V248H175V247L177 248V249L175 248V251H174V249H173ZM186 246H187V247H186ZM194 246H195V247H194ZM196 246H198V247H196ZM200 246H201L202 248H201ZM144 247H146L147 249L144 248ZM192 247H193V248H192ZM180 248L182 249L183 253H180V252H182ZM184 248H185V249H184ZM199 248H201V250H200ZM141 249H142V250H141ZM197 249H198V250H197ZM170 250H171L172 252H171ZM185 250H186V251H185ZM200 251H201V252H200ZM209 251H210V250H209ZM209 251H208V252H209ZM143 252H144V253L146 252V253H145L146 255L143 254ZM168 252H169V253H168ZM178 252H179V254H178ZM192 252H193L194 255L192 254ZM197 252H198V253H197ZM199 252H200V253H199ZM172 254H173V255L175 254L174 256L176 257V259H174L175 257H173ZM177 254H178V255H177ZM183 254H184V255H183ZM185 254H186V255H185ZM182 256L185 257V258H182ZM146 257H147V258H146ZM179 257H180V259H179ZM187 257L190 259L189 256H187ZM181 258H182V260H183L182 262H181ZM177 259H178V260H177ZM194 259L196 260L197 258H194ZM145 260H144V262H145ZM136 261H138V262H136ZM178 261H179V262H178ZM184 261H185V262H184ZM186 262H187V263H186ZM147 263H146V264H147ZM144 264H145V263H144Z\"/></svg>", "mask_w": 264, "mask_h": 264}]
</instances>
